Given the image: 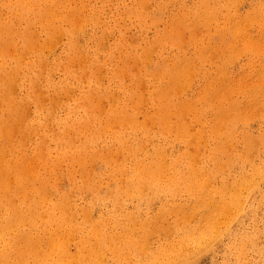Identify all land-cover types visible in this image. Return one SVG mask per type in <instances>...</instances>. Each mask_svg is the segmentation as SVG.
<instances>
[{
  "label": "rangeland",
  "instance_id": "374dc122",
  "mask_svg": "<svg viewBox=\"0 0 264 264\" xmlns=\"http://www.w3.org/2000/svg\"><path fill=\"white\" fill-rule=\"evenodd\" d=\"M22 1H23V3H22ZM41 1H43L42 3H41ZM63 0H0V8H2L3 10H4V8H5V10L3 11V10H1L0 9V12L1 13H3V14H1L0 16V24L2 25V24H4V23H8V22H10L11 23V32H13L14 33V29H15V31L18 29V27H23L24 28V32L25 33H30L31 31H34L35 33H36V30L35 29H38L37 30V33H39V34H37L38 35V37L37 36H33V35H31V34H28L29 36H30V40H31V38H34V39H32L31 41H33V43L35 44V42L37 41V43L36 44H41L42 45V47H43V52H44V55H45V58H46V54H47V52L49 53L48 55H47V58H46V60L48 61V62H46V60H45V62L43 63V66H45V67H43V68H47L48 69V71L50 72V74H51V76H50V80L52 81V82H56V81H59V80H63L64 79V65H65V68H67V67H69V63H71L70 64V67L72 68V69H74V70H77V72H79V70H80V72L79 73H84L83 71H82V69H84V68H86V67H94L95 65H97L96 67H97V70H104L102 73H100V79H102V82H101V80H100V86L101 87H103V88H105V89H110L112 92H113V94H115L114 96H115V98H120L119 100H118V102H119V104L121 105V107L123 108V110H124V112L125 113H127V114H131V116L133 117V119L137 122V123H139L140 125H144V124H146V125H144L143 127L144 128H142V129H138L137 131H136V133H135V136H136V134H137V136H136V138L138 139V140H140L141 141V143H142V147L143 148H141L140 150H139V152H138V155H139V157L140 158H144V156H157L156 155V153H155V151L153 150V149H155L156 147H158L159 148V150L161 151V154L163 155V159H166V161L169 163V161L171 160V159H177V158H180L181 156H182V154H183V152H184V148H186L185 150L189 153V151L192 149V148H190V146L188 145V144H186L187 142H186V134H187V132L189 133V135H193V136H196V139H197V135L199 136H202L201 138H203V140L201 139V138H198L197 140H196V145H197V147H198V145H199V143L197 144V141H199V139H200V146L198 147V149L199 148H201V149H199L197 152H196V154H195V158L197 157V159H198V161H199V165L202 167V169L203 168H206V170L208 169L209 170V176H206V180H205V183H204V185L206 186L204 189H202V196H200L199 197V203H201V202H203V200L205 199V202H206V199L208 200L207 201V203L206 204H208V205H206L205 207H199V206H204L205 204H203V203H201V205L198 203L197 205L196 204H194V199L186 192V191H183V190H181V191H178V193H176V194H173V195H170V194H165L164 193V191H162L160 188H153L152 189V187L148 190V189H144V190H140L139 191V195L138 194H136V193H138V189L137 188H133V190H132V188H130L131 189V192L133 193H130L129 192V190H128V188H127V190H125L124 188L127 186H125L124 184H129V182L128 181H130V179H129V177L127 176V175H122V176H120L121 178L119 179V180H113V179H111L110 177H109V175H107L108 174V167H105V169L103 168V162H101L102 160L101 159H96L97 161H99V162H97V161H94V163H92L91 165L92 166H88L89 168H88V172H92V170L93 169H95V168H93V167H96V172H97V175H98V178L99 179H101L100 181H99V183L101 184V188L102 189H105V188H103V187H108V184L110 183V185H111V187H112V183H113V181H114V183H115V181H117V182H121L122 184V187L124 186V188H121V191H120V195L123 197V196H125V198L123 199L124 200V202H125V207H124V212L121 210L120 212L119 211H117V214L114 216V217H116V218H119V219H125V218H128V216L130 217L131 215H132V213L133 212H135V213H133V217H130V219H131V221H130V223H131V225H136V224H138V226L137 227H139L138 229H137V227L135 226V228H136V230H135V228L134 229H132V232H133V230L134 231H136V232H134V235L133 236H141V233H140V226H139V224L143 221V219L145 220V219H148V216L151 218H153V216H155V215H157V210L159 209V207L161 206V205H167V206H170V205H176L177 207H180V206H182V210L181 209H177V210H175V211H164V212H162V219H161V221H160V224L162 225L161 226V228H166V232H167V230H168V232H170V233H166V232H163V231H160V229H158V230H154L153 231V229H151V230H149L148 228V230H145V231H147V233L145 232V234H146V239H147V241L145 242V244L144 245H146V247H142V249H140L139 247L138 248H136V247H134V248H131V249H128V250H126L127 248L125 247V248H123V247H121V246H118V248L119 247H121V248H119L118 250L119 251H123V253H125V257L126 258H124L123 260L121 259V264H129V263H126V262H128V261H131L130 263L131 264H150L151 262H150V260L153 262V263H151V264H156L157 262L159 263V264H177V263H179V264H264V145H263V143H264V83H263V81H264V78H261V76H264V74H259V72L261 73L262 72V68H263V70H264V38H262V37H264V28L262 29L261 27H262V25H263V27H264V7H263V5H264V0H221V1H219V0H201V2H200V0H170V2H169V0H147V2L148 3H146L145 1L146 0H139L140 2H138V0H79L78 1V3L76 2V0H75V2L73 1V0H64V2H62ZM66 1V2H65ZM85 1H87V3H85ZM94 1V2H93ZM131 1V2H130ZM137 1V2H136ZM151 3H150V2ZM155 1H158V2H155ZM177 1V2H176ZM187 1V2H186ZM238 1V2H237ZM20 2V3H19ZM34 2V3H33ZM58 2H60V3H58ZM71 2V3H70ZM73 2V3H72ZM90 2V3H89ZM106 2V3H105ZM109 2H110V4H109ZM128 2V3H127ZM136 2V3H135ZM145 2V4H142V3H144ZM154 4H153V3ZM169 2V3H168ZM173 2V3H172ZM176 2V3H175ZM180 2L182 3V4H180ZM189 2V3H188ZM209 2H211V3H209ZM261 2V3H260ZM22 3V4H21ZM37 3V6L35 5ZM66 3V4H65ZM70 3V4H69ZM80 3V4H79ZM103 3V4H102ZM139 3V4H138ZM162 3V4H161ZM170 3H172V5L170 4ZM175 3V4H174ZM200 3H201V5H200ZM208 3V4H207ZM220 3H222V5L220 4ZM238 3V4H237ZM50 4H52V6L50 5ZM60 4V6H58ZM82 4H84V5H82ZM97 4V5H96ZM107 4H109V5H111L110 7H107ZM153 4V5H152ZM158 4L159 5H161V6H159L158 7ZM163 4L165 5V6H163ZM167 4V5H166ZM187 4V5H186ZM190 4V5H189ZM191 4H192V6H193V4H194V6L192 7L191 6ZM213 4H215V5H213ZM236 4H237V7H236ZM253 4V5H252ZM261 5L260 7H258L257 8V6H259V5ZM18 6V7H20V5H27L28 7H29V12H26V13H24V15L26 16L25 18H23V20L21 19L22 18V16L21 15H16V12H15V15H16V17H15V15H14V13L12 14V12L9 10V7H12V6ZM57 5V6H56ZM146 5H148V6H146ZM179 5H180V7H179ZM182 5V6H181ZM184 5V6H183ZM198 5H200V6H198ZM257 5V6H256ZM34 6V7H33ZM35 6H36V8H35ZM48 6H50L49 8H48ZM75 6V7H74ZM81 6H82V9H81ZM83 6L84 7H86L85 9L83 8ZM92 7V9H91V7ZM124 6H125V9L126 10H124ZM131 6L132 7H135V8H131ZM140 6H143V8H140ZM146 6V7H145ZM154 6V7H153ZM157 6V7H156ZM191 6V7H190ZM208 8H207V7ZM211 6V7H210ZM253 6V7H252ZM256 6V7H255ZM40 9H43V10H39L38 11V9L39 8ZM45 7V8H44ZM52 7H54V8H56V7H59L57 10H56V12H54V13H52V11H55V10H53L52 9ZM80 7V8H79ZM98 7H100V8H98ZM106 7V8H105ZM129 7V8H128ZM138 7V8H137ZM150 7V8H149ZM185 7V8H184ZM191 8L192 9V11L193 12H191V9H189V8ZM198 7H201V8H203V7H206V8H203L202 10H200L201 8H198ZM214 7V8H213ZM218 7V8H217ZM31 8H33L34 10H31ZM52 9V11L51 10H49V9ZM89 8H90V10H89ZM94 8V9H93ZM132 10H131V9ZM183 8V9H182ZM188 8V9H187ZM196 8V9H195ZM212 8L214 9V10H212ZM234 8L235 9H237V8H239V12L238 11H235L234 12ZM254 8H256L255 10H254ZM48 9V10H47ZM70 9L72 10L73 9V11L72 12H69L70 11ZM77 9V10H76ZM102 10V12H103V14H102V12L100 11V10ZM108 10V12H107V10ZM149 9V10H148ZM181 9L183 10V12H184V14H183V12L181 13V14H179L180 13V11H181ZM197 9H199L198 11H197ZM217 9H218V11H217ZM261 9V10H260ZM32 12H31V11ZM47 10V11H46ZM62 10V11H61ZM77 12L78 10H81L82 11V13L80 14L79 12L80 11H78L77 13H78V15L75 13V11ZM106 10V11H105ZM120 10L122 11V12H120ZM129 10V11H128ZM131 10V11H130ZM139 10V11H138ZM148 10V11H147ZM197 12H196V11ZM208 10H210L211 11V15L209 16L208 14H210V13H207L206 11H208ZM224 10V11H223ZM238 10V9H237ZM43 11V12H42ZM49 11V12H48ZM51 11V12H50ZM64 11V12H63ZM88 11V12H87ZM97 11H98V13H97ZM107 12L106 13V15L104 14L105 12ZM117 11V12H116ZM126 11V12H125ZM150 11V12H149ZM195 11V12H194ZM247 11V12H246ZM253 11H255V12H253ZM257 11V12H256ZM259 11L261 12V14L259 13ZM42 14H41V13ZM44 12H45V15L46 16H44L43 14H44ZM46 12H48L49 14H47ZM58 12V13H57ZM69 12V13H68ZM73 12H74V14L75 15H77V16H75L74 14H73ZM85 12V13H84ZM91 12H93V13H91ZM128 12H130V13H128ZM134 12V13H133ZM146 12V13H145ZM189 12H191L190 13V15H188L189 14ZM201 12H202V14H201ZM217 12V13H216ZM232 12V13H231ZM7 13V14H6ZM56 13V14H55ZM90 13V14H89ZM120 13V14H119ZM198 13H199V15H198ZM212 13H213V15H212ZM216 13V14H215ZM219 13V14H218ZM232 15H231V14ZM242 13V14H241ZM252 13H254V14H252ZM255 13H259V15L258 14H256L255 15ZM10 14V15H9ZM32 14H33V16H32ZM67 14H69V16L67 17ZM74 15L75 16V20H74V23H73V19H74V16L72 17V15ZM83 14H84V17H82L83 16ZM86 14H87V18H88V20L85 18L86 17ZM98 14H99V17L102 15V17H100V19L98 18L97 20H95L97 17H98ZM139 14V15H138ZM142 14V15H141ZM177 14H179L177 17H179V18H176L175 17V15H177ZM191 14L193 15V16H191ZM200 14H201V16H200ZM227 14V15H226ZM234 14V15H233ZM251 16H250V15ZM3 15V16H2ZM8 15V16H7ZM14 15V16H13ZM40 15H42V16H40ZM49 15V16H48ZM52 15V16H51ZM91 15V16H90ZM154 15V16H153ZM205 15H206V17H205ZM215 15V16H214ZM218 15V16H217ZM229 15V16H228ZM238 15V16H237ZM243 15V16H242ZM247 15V17L248 16H250V17H246L245 18V16ZM261 15V16H260ZM17 16H18V18H17ZM53 16L55 17V18H53ZM82 17V20H83V18H84V20H85V23L86 24H83L84 23V21H82V22H80L79 21V25H80V27H79V25L78 24H76L77 23V21L79 20V17ZM94 18H93V17ZM97 16V17H96ZM114 16V17H113ZM150 16V18H148L147 19V17H149ZM173 16V17H172ZM209 16V17H208ZM228 18H227V17ZM233 17V19H232V17ZM236 16V17H235ZM241 16V17H240ZM254 16H256V17H254ZM15 17V18H14ZM34 17V18H33ZM39 17V18H38ZM41 17V18H40ZM44 17H47V18H45L44 19ZM49 17H50V19H49ZM91 17V18H90ZM96 17V18H95ZM119 17V18H118ZM192 17V18H191ZM198 19H197V18ZM200 17H201V19H200ZM207 18L208 17V19L210 20V22H212V23H210V25L211 26H213L212 28H210L211 26L209 25V24H207V23H205V22H208L209 23V20L208 21H206V19H203V18ZM214 17V18H213ZM231 17V18H230ZM253 17V18H252ZM262 17V18H261ZM5 18H7V19H5ZM11 18H12V20H11ZM52 18V19H51ZM57 18H58V21L59 22H57ZM73 18V19H72ZM77 18H78V20H77ZM113 18V19H112ZM140 18V19H139ZM172 18H175V19H173L176 23H178V24H174V21H173V26H171L172 25V21H171V19ZM196 18V19H195ZM216 18V19H215ZM229 18H230V20H229ZM242 18H245V19H243V20H241ZM250 18H252V19H250ZM14 19H17V20H14ZM27 19V20H26ZM34 19V20H33ZM38 19H40L41 20V22L40 21H38ZM42 19H44L45 21H43ZM54 19V20H53ZM68 19H70V22L68 21ZM81 19V18H80ZM104 19V20H103ZM169 19H170V22H169ZM176 19H180V21L181 22H178V21H176ZM188 19V20H187ZM197 22H195L194 20ZM200 19V20H199ZM256 19V20H255ZM2 20H4V21H2ZM13 20H14V22H13ZM61 20V21H60ZM72 20V21H71ZM86 20L87 21H89V22H86ZM99 20V21H98ZM102 20H103V22H102ZM109 20V21H108ZM204 20H205V22H204ZM212 20V21H211ZM215 20V21H214ZM235 20V21H234ZM249 20H251V21H249ZM262 20V21H261ZM12 21V22H11ZM16 21V22H15ZM28 21H29V23H28ZM43 21V22H42ZM55 21V22H54ZM75 21H76V23H75ZM94 21H96V22H94ZM106 21V22H105ZM141 21V22H140ZM148 21V22H147ZM166 21H168L167 23H166ZM189 21H190V23H189ZM191 21L193 22H195V23H192L191 24ZM240 22V27H238V25H236V24H238V22ZM242 21H245L246 23H247V21H249V22H251V24L253 23H255L254 25H253V27H251V26H249V27H246V25L248 26L249 24L247 23V24H245V25H243L245 22H242ZM260 21V22H259ZM19 22V23H18ZM24 23V25H23V23ZM45 22V23H44ZM49 22H51V24L49 23ZM53 22V23H52ZM100 22V23H99ZM185 24H184V23ZM186 22L187 23H189V27L187 26V24H186ZM226 22H228V24H226ZM233 23V25L234 26H236V27H234L233 28V31H232V27H233V25H232V23ZM263 22V23H262ZM29 24V27H28V24ZM34 23V24H33ZM47 23V24H46ZM59 23V24H58ZM70 23H72L71 25H70ZM115 23H117V24H115ZM165 23H166V25L168 26H166L165 25ZM181 24V26H180V24ZM183 23V24H182ZM215 23H217V24H215ZM231 23V24H230ZM235 23V24H234ZM258 23V24H257ZM261 23V24H260ZM16 24V25H15ZM23 26H22V25ZM45 24V25H44ZM56 24H58V25H64V26H58V25H56ZM75 24V25H74ZM81 24H83V25H81ZM193 24H197V26L199 27H197V26H193ZM202 24H203V26H202ZM205 24V25H204ZM206 24H207V26L209 25L210 27H207L206 26ZM229 24H230V26H229ZM30 25L32 26V25H34V26H32V27H30ZM37 25V26H36ZM40 27H39V26ZM72 25H74L73 27H72ZM76 25H78V26H76ZM86 25V26H85ZM102 25V26H101ZM258 25H261V26H258ZM2 26H4V25H2ZM52 26H54L53 28L54 29H51L52 28ZM70 26H71V28H70ZM83 26V27H82ZM98 26V27H97ZM107 26V27H106ZM143 26V27H142ZM166 26V27H165ZM169 26H171L172 27V29H174V30H172V29H169L170 27ZM204 26H206V27H204ZM227 26V27H226ZM244 26L246 27V28H244ZM35 27V28H34ZM36 27H38V28H36ZM45 27V28H44ZM57 27V28H56ZM67 27V28H66ZM78 28V30L76 29V28ZM181 27H183V28H181ZM185 27H187V28H185ZM197 27V28H196ZM202 27V28H201ZM214 27H215V29H217V30H215L214 29ZM219 27H222L221 29L219 28ZM231 27V28H230ZM258 27V28H257ZM17 28V29H16ZM40 28V29H39ZM74 28V31L72 30ZM82 28V29H81ZM99 28V29H98ZM211 29V31H210V29ZM239 28V29H238ZM251 28V29H250ZM32 29V30H31ZM44 29V30H43ZM46 29H47V31H46ZM60 29H62V31L60 32V34H58L59 33V31H60ZM84 29V30H83ZM86 29H87V31H86ZM91 29V30H90ZM121 29V30H120ZM194 29H195V31H194ZM227 29V30H226ZM30 32H29V31ZM76 30L78 31V32H76ZM97 30V31H96ZM103 30V31H102ZM220 30V31H219ZM242 30V31H241ZM245 30V31H244ZM250 31V32H246V31ZM258 30V31H257ZM27 31V32H26ZM39 31V32H38ZM48 31H53V37H49L47 34H45V33H47ZM168 31V32H167ZM170 31V32H169ZM171 31H173L174 32V34H173V32H171ZM218 31V32H217ZM230 31H232V32H230ZM235 31V32H234ZM260 31L262 32L261 34H263V36L261 37V34H260ZM33 32V33H34ZM43 34H42V33ZM106 32V33H105ZM181 32H182V34H181ZM221 32V33H220ZM226 32H228V33H226ZM32 33V32H31ZM32 33V34H33ZM54 33L56 34V35H54ZM65 33V34H64ZM69 33H73V34H76V37L78 38H76L75 37V39H76V41L78 42L79 40H80V42H76V44H78V45H81L82 47H84V48H82L81 46L79 47L78 45H76V49H77V51H76V56H75V58L73 59V61H71V57H72V55H73V53H72V55L70 56V55H68L66 52H67V49H68V42H69ZM79 33V34H78ZM81 33V34H80ZM84 33V34H83ZM100 33V34H99ZM103 33V34H102ZM164 33H165V35H164ZM171 35H170V34ZM222 33H224V34H222ZM232 33V34H231ZM234 33V34H233ZM245 33V34H244ZM253 33H254V36L253 37H251L252 35H253ZM41 34V35H40ZM86 34V35H85ZM94 34V35H93ZM108 35V36H110V37H108V36H106V35ZM109 34H111V35H109ZM159 34V35H158ZM181 34V35H180ZM219 34H221V38H220V35ZM14 36H15V34H13ZM36 35V34H35ZM62 35V36H61ZM81 37H80V36ZM158 35V36H157ZM162 35V36H161ZM165 37H164V36ZM251 35V36H250ZM257 35H258V38L256 39V37H257ZM260 35V36H259ZM57 38H56V37ZM64 36H65V38H64ZM88 38H87V37ZM104 36V37H103ZM107 38H106V37ZM157 36V37H156ZM223 36V37H222ZM37 37V38H36ZM49 37V38H48ZM60 37H61V39H60ZM80 37V38H79ZM99 37H101L100 39H99ZM122 39L120 42H118L119 40H120V38ZM160 37V38H159ZM163 37H164V39H163ZM246 37H248V38H246ZM261 37V38H260ZM16 38V37H15ZM48 38V39H47ZM58 38H59V40H58ZM82 38V39H81ZM115 38V39H114ZM119 38V39H118ZM125 38V39H124ZM212 38V39H211ZM17 39V38H16ZM41 40V42L40 43H38L39 41L38 40ZM50 39V40H49ZM51 39H52V41H51ZM105 40V42H104V40ZM114 39V40H113ZM124 39V40H123ZM156 39V40H155ZM163 39V40H162ZM221 39V40H220ZM251 39V40H250ZM258 39H261V40H258ZM56 40V41H55ZM57 40H58V42L60 43V45H59V43L57 42ZM61 40V41H60ZM125 40L127 41V42H125ZM219 40H220V42H219ZM229 40V41H228ZM257 40V41H256ZM47 41H48V43H49V41H50V44H48L47 43ZM98 41H100V42H98ZM102 41V42H101ZM152 41V42H151ZM154 41H156L155 43H156V45L154 44ZM158 41V42H157ZM251 41V42H250ZM53 42H55V45L53 44ZM104 42V43H103ZM117 42V43H116ZM218 42V43H217ZM52 43V44H51ZM57 43V44H56ZM99 43H103L102 45H101V47L98 45ZM118 43H119V45H118ZM126 43H127V46H126ZM225 43V44H224ZM263 43V44H262ZM35 44V45H36ZM48 46V47H46V45ZM95 44V45H94ZM106 44V45H105ZM155 45V47H152V45ZM210 44H213V45H210ZM218 44H220V46L218 45ZM242 44H243V46H242ZM249 44V45H248ZM260 44V45H259ZM261 44L263 45V46H261ZM11 45V46H10ZM12 45L13 44H7L5 47H4V49L6 50H8V49H12ZM50 45H51V47H50ZM59 45V46H58ZM135 45V46H134ZM210 45V46H209ZM54 46V47H53ZM105 46V47H104ZM129 46V47H128ZM213 46V47H212ZM255 46H256V50H254L255 49ZM45 47H46V49H45ZM50 47V48H49ZM96 47H97V49H96ZM104 47V48H103ZM119 47V48H118ZM132 47V48H131ZM136 47H137V49H136ZM206 47V48H205ZM211 47V48H210ZM221 47V48H220ZM252 47V48H251ZM260 47H262V51L261 50H259L260 49ZM13 48H14V45H13ZM53 48V49H52ZM146 48V49H145ZM150 49V52L149 53H152V54H149L148 53V50ZM151 48H153V50L151 49ZM207 48H208V51H207ZM249 48V49H248ZM48 49V51L47 52H45L46 50ZM50 49H51V51H50ZM82 49H84V50H82ZM100 49H102V50H100ZM205 49H206V51H205ZM246 49H248V50H246ZM87 50V51H86ZM96 50V51H95ZM113 50H115V51H113ZM123 50H124V52H123ZM142 51V54L140 53L141 51ZM151 50H152V52H151ZM246 50V51H245ZM250 50V51H249ZM252 50V51H251ZM259 51V52H256V51ZM10 51H12V50H8V53L11 55V53H13V52H10ZM79 51V52H78ZM85 53H84V52ZM98 51V52H97ZM102 51V52H101ZM107 53H106V52ZM146 51H147V53H146ZM161 51H162V53H161ZM200 51V52H199ZM202 51V52H201ZM228 51V52H227ZM78 52V53H77ZM80 52H82L84 55H82V53H80ZM95 52V53H94ZM96 52H97V54H96ZM115 52V53H114ZM144 52L146 53V55L144 54ZM159 52V53H158ZM205 52V53H204ZM233 52V54L231 55V53ZM240 52V53H239ZM255 52L257 53V54H255ZM156 53V54H155ZM161 53V54H160ZM201 53V54H200ZM204 55H203V54ZM246 53H248V55L246 54ZM251 55H250V54ZM262 56V57H260V55ZM261 53H263V55L261 54ZM67 54V55H66ZM101 54V55H100ZM120 54H123L122 56L120 55ZM160 54V55H159ZM179 54V56H177ZM183 54H185L184 56H186L187 55V57H184V56H181V55H183ZM198 54H200V55H198ZM13 55V54H12ZM78 55H80V57H82V58H80V60H79V56ZM88 55V56H87ZM148 55H150L151 56V58H150V56H148ZM158 55V56H157ZM236 55H238V56H236ZM255 55V56H254ZM257 55H259V57L257 56ZM65 56V57H64ZM69 56H70V58H69ZM86 56V57H85ZM114 56H116V57H114ZM138 56H139V59L138 60H136L137 58H138ZM142 56V59H143V61H142V59L140 58ZM146 56H148L149 58H147ZM168 58H167V57ZM173 56V57H172ZM176 56H177V59H176V64H175V58H176ZM235 56V57H234ZM30 57H35L34 55H30ZM52 57V58H51ZM89 57V58H88ZM92 57V58H91ZM158 57V58H157ZM180 57H181V60H182V58L184 57V59H183V61H181L180 60ZM229 57H230V60H229ZM232 57V58H231ZM260 60V62H259V60L257 59V58ZM64 58V59H63ZM121 58H123V59H121ZM136 58V59H135ZM166 58V59H165ZM170 58H172V59H170ZM252 58V59H251ZM57 59V60H56ZM76 59V61H74ZM84 61H83V60ZM99 59V60H98ZM119 59H121L122 61H120ZM141 59V60H140ZM53 62H52V61ZM79 60V61H78ZM165 60L167 61L168 60V62L166 63L165 62ZM170 60V61H169ZM172 60H173V62H172ZM63 61V62H62ZM86 61V62H85ZM92 61H94V62H92ZM137 61H139V62H137ZM181 61V62H180ZM221 61L223 62L222 64H221ZM249 61L251 62L250 63V65H248L249 64ZM255 61V62H254ZM59 62V63H58ZM67 62V63H66ZM73 62V63H72ZM75 62V63H74ZM79 62V63H78ZM82 62H84L83 63V65L81 64ZM136 62H137V64L138 65H136ZM140 62H143V63H140ZM147 62V63H146ZM171 62V63H170ZM254 62V63H253ZM49 63V64H48ZM86 63V64H85ZM107 63V64H106ZM187 63L190 65L189 67H188V65H187ZM255 63H257V64H255ZM59 66H61L60 68L58 67V65ZM79 64L80 65H82V67L81 66H79ZM85 64V65H84ZM99 64V65H98ZM117 64H120V65H118L117 66ZM123 64V65H122ZM172 64V65H171ZM174 64H175V66H174ZM247 64V65H246ZM49 65V66H48ZM74 65H77V66H75L74 67ZM88 65V66H87ZM104 67H103V66ZM179 65L182 67V68H180L181 69V72L182 73H180V69L179 68H174V67H179ZM185 65H187V69L184 67V69L188 72V71H190V72H185V70L183 69V66H185ZM254 65H256V67L254 66ZM258 65V66H257ZM55 66V67H54ZM100 66V67H99ZM120 66H123L124 68H118V67H120ZM138 66V67H137ZM141 66H142V68H141ZM219 66H221V69H220V67ZM249 66V67H248ZM250 66H252V67H250ZM260 66V67H259ZM262 66V67H261ZM54 67V68H53ZM80 67H81V69H80ZM215 67H216V69H215ZM53 68V69H52ZM58 69V70H56V69ZM62 68V69H61ZM99 68V69H98ZM101 68V69H100ZM104 68V69H103ZM107 68H108V70H107ZM110 68V69H109ZM113 68H115V69H113ZM172 68V69H171ZM188 68H190V69H188ZM218 68V69H217ZM252 68H253V70H252ZM260 68H261V70H260ZM51 69H52V71H51ZM117 69H119V70H117ZM147 69V70H146ZM164 69V70H163ZM175 69H179L178 71L177 70H174ZM56 70V71H55ZM96 70V71H97ZM101 70V71H102ZM159 70V71H158ZM168 70V71H167ZM183 70V71H182ZM219 70V71H218ZM223 72H225V73H223ZM257 70V71H256ZM82 71V72H81ZM100 71V72H101ZM114 71H115V73H114ZM117 71V72H116ZM124 71V72H123ZM148 71H150V72H148ZM170 71H172V72H170ZM174 71V72H173ZM222 72L223 73V75H221L222 77L220 78V74H219V72ZM51 72H53V73H51ZM60 72V73H59ZM98 73H99V71H97ZM105 72V73H104ZM123 72V73H122ZM145 72V73H144ZM147 72V73H146ZM156 72V73H155ZM167 72H168V74H167ZM170 72V73H169ZM176 72V73H175ZM207 74H206V73ZM210 72V73H209ZM217 72V73H216ZM220 72V73H221ZM226 72H227V74H226ZM250 72V73H249ZM255 72V73H254ZM57 73V74H56ZM58 73H59V75H58ZM103 73H104V76H102L103 75ZM117 73V74H116ZM120 73V74H119ZM122 73V74H121ZM124 73H126V75L124 74ZM177 73H180V74H178L177 75ZM189 73H191V74H189ZM197 73V74H196ZM209 73V74H208ZM214 74V76L216 77V75H217V79L214 77V79L217 81V82H214L213 83V81H214V79H213V77L211 78V76ZM263 73H264V71H263ZM55 76H54V75ZM106 74V75H105ZM124 74V75H123ZM132 74V75H131ZM134 74V75H133ZM149 74V75H148ZM165 75L164 77H163V75ZM171 74H172V76H171ZM181 74L183 75V76H181ZM184 74H185V76H184ZM211 74V75H210ZM224 74H225V76H224ZM61 75V76H60ZM110 75V76H109ZM114 75V76H113ZM118 75H120V81H118V79H117V77H118ZM143 77L142 79L144 80H142L140 77L141 76ZM148 75V76H147ZM151 75V76H150ZM173 75H174V77H173ZM176 75H177V77H179V75L181 76V77H179V78H176ZM187 75H189L188 77H187ZM251 75H252V77H251ZM131 76V77H130ZM140 76V77H139ZM159 76V78H157ZM170 77V79H169V77ZM207 76V77H206ZM219 76V77H218ZM254 76V77H253ZM256 76H259V77H257L256 78ZM52 77V78H51ZM56 77V78H55ZM103 77V78H102ZM138 77V78H137ZM151 77V78H150ZM156 77V78H155ZM166 77V78H165ZM186 77V78H185ZM203 77H204V81H203ZM210 77V79H208ZM224 77V78H223ZM249 77H250V79H249ZM137 78V79H136ZM162 78H163V81H162ZM173 78V79H172ZM182 78H183V80H182ZM187 78H188V80H187ZM207 78V79H206ZM227 78V79H226ZM241 78V79H240ZM244 78V79H243ZM256 78V79H255ZM130 79V80H129ZM175 79V80H174ZM186 79V80H185ZM206 79V80H205ZM212 79V80H211ZM241 81H239V80ZM247 79V80H246ZM103 80H105V81H103ZM142 80V81H141ZM152 80H154V81H152ZM161 80V81H160ZM165 80V81H164ZM180 80V83H178L177 81H179ZM182 80V81H181ZM208 80H210L212 83H213V86H212V83L210 82V81H208ZM218 80H220V81H218ZM228 80H233L234 82L232 83L231 81H230V83H229V81ZM263 80V81H262ZM116 81V82H115ZM126 83H125V82ZM134 81H135V83H134ZM137 81H139L141 84H143V85H141L140 83H137ZM152 81V82H151ZM177 83H176V82ZM183 81H186L187 83H185V82H183ZM189 81V82H188ZM208 81V82H207ZM224 81H226V83L224 84V83H222V82H224ZM243 81V82H242ZM131 82H133L134 84H132ZM149 82V83H148ZM181 82H182V84H181ZM204 82V83H203ZM209 82H210V84H211V86H210V84H209ZM219 82V83H218ZM44 83V82H43ZM125 83V84H124ZM165 83V84H164ZM175 83V84H174ZM187 85V87H186V85ZM224 84V85H226L227 83V88L230 90V88H231V91H233V92H231V91H227V92H225V89L226 90H228L227 88H226V86H223V88H221V86H222V84ZM263 83V84H262ZM84 84V85H83ZM106 84V85H105ZM123 84H124V86H123ZM128 84H131V85H128ZM146 86H145V85ZM147 84H149V85H147ZM153 84V85H152ZM155 84V85H154ZM178 84V85H177ZM181 84V86H179ZM205 84H207V88H205L206 87V85L204 86ZM209 84V85H208ZM217 84V85H216ZM261 84V85H260ZM117 85V86H116ZM170 85V86H169ZM219 85V86H218ZM262 85H263V87H262ZM128 86V87H127ZM131 86V87H130ZM139 86H140V89H139ZM141 86H143V87H141ZM156 86V87H155ZM165 86H166V89L168 88V86H169V88H168V92H166V93H168V94H166L167 96L166 97H155V95L154 94H156L155 92H156V90H157V93H158V89L157 88H159L160 89V87H163V88H165ZM171 86H172V88H171ZM177 87V86H179L178 87V89L176 88L175 89V87ZM183 86H185L184 88H185V90H182L181 89V87H183ZM204 86V87H203ZM230 86V87H229ZM233 86V87H232ZM255 86V87H254ZM259 86V91H257V93L258 94H256V91H255V89L254 88H256V90H258V87ZM68 87H69V94L71 93V91L73 90V91H75V93L74 92H72L71 93V95L70 96H68V98H69V101H70V103H72L73 101H74V99H79V96H82V93H84V92H86V90L89 88V83H88V81L87 80H82V81H80V82H76V81H72L71 83H69L68 84ZM71 87L72 88H74V89H71ZM136 87V88H135ZM149 87V88H148ZM150 87H152V88H150ZM174 87V88H173ZM208 87H209V89H208ZM211 87H213V89L215 88V90L216 89H218L217 90V92L214 90L213 91V89L211 88ZM263 89H262V88ZM80 88V89H79ZM123 88V89H122ZM129 88H131V89H129ZM139 90H141V91H139ZM201 88V89H200ZM206 89V90H204V89ZM221 88V89H220ZM225 88V89H224ZM261 88V89H260ZM25 89V87L22 85V86H20L19 88H18V90L20 91H16V93H18V97H20V96H22L24 93H26V92H24V91H26V89ZM41 89V90H40ZM44 89H46V90H44ZM51 88H46L45 86H41L40 88H39V91H38V93H39V95L40 94H42V95H40V99H41V103L44 105V106H47V104L49 105V103H50V101H51V99H52V97H53V95L54 96H56V93L55 92H53L52 90H50ZM146 89V90H145ZM253 89V90H252ZM23 90V91H22ZM43 90V91H42ZM51 92H49V91ZM85 90V91H84ZM114 90H116V91H114ZM152 90V91H151ZM171 90V92H169ZM173 90H179V97L178 98H176L178 95H176V91H173ZM209 90V91H208ZM212 90V91H211ZM224 90V92L225 93H227V94H225L224 92H222ZM148 91V92H147ZM153 91H154V94H152L153 93ZM207 91V92H209V93H206V94H208V96L207 95H205L204 96V94H205V92ZM218 91L220 92V97H216V101H215V96H216V93H217V95H218ZM252 91V92H251ZM45 92V93H44ZM134 92V93H133ZM136 92V93H135ZM140 92H142V93H140ZM175 92V93H174ZM231 92V93H230ZM249 92V93H248ZM23 93V94H22ZM123 93V94H122ZM150 93V94H149ZM170 93V94H169ZM173 93V94H172ZM204 93V94H203ZM229 93H230V95H229ZM234 93V94H233ZM252 93V94H251ZM260 93V94H259ZM47 94V95H46ZM103 94V93H102ZM143 94L144 95V98H143V95L141 96V95ZM175 94V95H174ZM177 94H178V92H177ZM202 94V95H201ZM209 94H211L210 96H209ZM223 94V95H222ZM251 94V95H250ZM256 94V95H255ZM16 95V94H15ZM50 95H51V97H50ZM59 95H62V94H59ZM119 95V96H118ZM130 95V96H129ZM215 95V96H214ZM224 95H226V96H224ZM227 95H229L230 97H231V99H230V97H228ZM250 95V96H249ZM259 95V96H258ZM261 95V96H260ZM102 96V95H101ZM117 96V97H116ZM129 96V97H128ZM150 96V97H149ZM198 96H199V98H198ZM214 96V97H213ZM224 96V98H222ZM140 97H142L143 98V100H141L140 99ZM172 97V99H174V100H172V99H170ZM201 97H203V98H205V99H201ZM226 97V98H225ZM258 97H260V98H258ZM115 98H114V102H115ZM122 98H125V99H122ZM146 98H147V101H146ZM151 98V99H150ZM159 98V99H158ZM163 98H164V100H163ZM169 98V99H168ZM181 98H182V100H181ZM213 98V99H212ZM256 98V99H255ZM257 98H258V100H257ZM263 98V99H262ZM109 99H110V101H109ZM148 99H149V101H148ZM161 99H162V101H163V104H161L162 103V101H161ZM167 99V100H166ZM179 99L182 101H180L179 102ZM188 99V100H187ZM198 99H199V101H198ZM210 99V100H209ZM230 99V100H229ZM105 100H106V102H105ZM111 98L110 97H107L106 96V94L104 93L103 94V96L101 97V101L103 102H101L102 104H103V107H101V112H100V117L101 118H104L105 117V114H106V107L109 105V104H111L112 102H111ZM133 100V102L132 103H130L131 101ZM156 100V102H154ZM171 100H172V102H171ZM186 100V101H185ZM198 102H200V103H198ZM202 100H204V101H202ZM219 100V101H218ZM229 100V101H228ZM234 100H236V101H234ZM109 101V102H108ZM140 101V102H139ZM151 101V102H150ZM153 101V102H152ZM158 101V102H157ZM174 101V102H173ZM187 101H189L190 102V104H192V105H195L196 104V106H194L195 108H197V110L192 106V105H190L189 104V102H187ZM194 101V102H193ZM234 101V102H233ZM47 102V103H46ZM142 102H146L144 105H143V103ZM194 104H193V103ZM238 102V103H237ZM125 103H127V104H125ZM140 103H142V104H140ZM148 103H150V104H148ZM152 103H154V104H152ZM187 104V105H184V104ZM232 103H237V105L236 106H233V110L231 109L232 108V106L231 105H234V104H232ZM256 103V104H255ZM136 104V105H135ZM137 104H139V105H137ZM148 104V105H147ZM157 104H158V106H157ZM161 104V105H160ZM165 104V105H164ZM168 104V105H167ZM169 104H172V107H171V105H169ZM204 104H206V105H204ZM231 104V105H230ZM30 105H32V106H30ZM126 105V106H125ZM140 105H143V106H140ZM160 105V106H159ZM166 105H167V107H169L167 110V114H165L166 113V109H164L163 107L165 106V108H166ZM184 105V106H183ZM188 105H190V106H192V108H190ZM208 105H210V108H209V106ZM249 105H252L251 107L249 106ZM30 106V110H32L31 112H30V110L28 109V107ZM102 106V105H101ZM104 106H105V108H104ZM140 106V107H139ZM163 106V107H162ZM177 106V107H176ZM181 106V108H179ZM182 106H183V108H182ZM221 106V107H220ZM240 106V107H239ZM127 107L129 108V109H127ZM143 107V108H142ZM155 107V108H154ZM161 107V108H160ZM171 107V108H170ZM187 108V110L185 111V110H183L184 108ZM200 109H199V108ZM204 107V108H203ZM205 107H207V109L205 108ZM236 107H238L239 109H240V111H242V112H239V110H237V108ZM108 108V107H107ZM150 108V109H149ZM152 108H154V109H152ZM157 108V110H155ZM159 108H160V111H159ZM172 108H173V112L175 111V113H176V116H174V114L171 112L172 111ZM179 108V109H178ZM185 108V109H186ZM188 108H190V109H188ZM209 108V109H208ZM223 108H224V110H223ZM230 108V109H229ZM249 108L251 109V111L249 110ZM33 109H34V106H33V103L31 104V103H29L28 105H27V111H29V113L27 112L26 114H25V117H26V115L27 114H30V116H31V114H32V112H33ZM163 109H164V111H165V113H164V115H161V114H163ZM171 109V110H170ZM175 109V110H174ZM178 109V110H177ZM180 109H181V111H180ZM192 109H194L193 110V112H192ZM201 109H202V111H201ZM221 109V110H220ZM225 109H226V111H227V113H226V111H225ZM236 109V110H235ZM145 110H146V112H145ZM163 112H162V111ZM191 111V112H188V111ZM198 110H199V112H198ZM205 110V111H204ZM219 110H220V113H221V111L223 110V112H224V115H223V113L222 114H220L222 117H224L225 115V117H224V120H223V118L222 117H220V115H219ZM231 110V111H230ZM103 111V112H102ZM130 111H132V112H130ZM149 111L150 112H152V113H149ZM157 111H159V112H156ZM177 111H180V112H182V113H177ZM184 111H185V113H187V114H184ZM201 111V112H200ZM60 113H64V110H61V111H59ZM130 112V113H129ZM169 112V113H168ZM171 112V113H170ZM237 112V113H236ZM191 113V114H190ZM239 113V114H238ZM148 115V118L146 117L147 115ZM151 114V115H150ZM154 114H157V115H155V116H153ZM178 114H184V115H179L178 116ZM197 114V115H196ZM200 114L201 115H203V117H202V119H201V116H200ZM216 114H217V116H216ZM228 114V115H227ZM160 115L162 116V119L161 120H163V118L165 119V121L164 122H166L167 121V119L166 118H168L169 119V121L167 122V124L168 125H170L169 127H168V125H166V124H162L163 126H161V121H160V119H158V117L160 118ZM165 115H167L166 116V118H165ZM172 115V116H171ZM29 116V117H30ZM153 116V117H152ZM157 116V117H156ZM170 116V117H169ZM174 116V117H173ZM198 116H200L199 118H198ZM214 116H216V117H220V118H218V119H220L221 120V122L220 123H218L217 124V118L215 117L214 118ZM240 116V117H239ZM176 117V118H175ZM180 117H181V121H180V123H179V121H178V118H179V120H180ZM228 117V118H227ZM238 117V118H237ZM189 118V121L188 120H186V119H188ZM192 118V119H191ZM199 119V121H197V120H194V119ZM229 118H232L233 120V122L231 121V119H230V121L231 122H227V121H229ZM237 120H235V119ZM243 118V119H242ZM25 119V120H24ZM150 121H149V120ZM177 119V120H176ZM200 119H201V121H200ZM213 119H215V122H214V124H213ZM242 119V120H241ZM9 120V121H8ZM13 119H11V117L10 116H8L7 118H6V123L8 122L9 124H10V122L12 121ZM23 120H24V122H23ZM175 120V121H174ZM227 120V121H226ZM15 121V123H14V127H13V129L10 127V131H9V136L8 135H5V134H3V135H0V147H2V148H0V149H3V153H4V158L5 159H10V161L11 162H13L14 161V159L15 158H19L20 157V155H21V153H22V157H23V160L25 161V162H23V163H27V164H23L22 165V167L24 168H22V171H24V170H26V172L25 173H28L29 171H30V169L32 170V167H33V170L32 171H34V176L35 175H37V174H40L41 173V170H43L44 172H46L47 170H46V168H43V167H40L41 166V163L39 164L38 162V160L34 157V155H33V152H32V147L34 146V143L37 141V138L39 137V135L37 134V135H35L34 133H30V131H28L27 130V133H25L26 132V129H25V126H26V123H27V117L26 118H22L21 117V124L18 122V120H14ZM121 121H123V120H121ZM120 120L119 121H117V124H115L116 122H114V127H113V124L111 123L110 125H111V128H110V126H108L107 128H106V132H109V133H106V135H105V137H104V139H103V141L100 143V146H99V148L98 149H102V148H104V149H102L101 150V155L103 156V153H104V155L106 156L107 155V153H108V151H110L109 153H108V157L109 158H111V159H114V160H116V158H121L120 156V154L119 153H116L115 152V150H114V148H113V146L115 145V141H112L111 139H110V135L112 134V132H114V131H120V130H126L125 128H127V121H126V123H125V121H123V122H121ZM151 121H153V122H151ZM177 121H178V123H179V125H176V124H178L177 123ZM240 121V122H239ZM18 122V123H17ZM151 122V123H150ZM159 122V123H158ZM182 122V123H181ZM186 124H185V123ZM189 122V123H188ZM190 122H192V123H190ZM210 122H212L211 124H210ZM23 123V124H22ZM123 123V124H122ZM172 125H171V124ZM174 123H176V124H174ZM233 123V124H232ZM15 124H17V125H15ZM158 124H159V126H158ZM183 124V125H182ZM184 124H185V128H186V126H187V128H189V129H187L186 128V134H185V132L183 133V131H185V128H183L182 129V126H184ZM188 124H191V126L190 125H188ZM20 125V126H19ZM116 125V126H115ZM118 125V126H117ZM125 125V126H124ZM181 125V126H180ZM211 125H213V127H212V129L214 128V132H212L213 130H210L211 129ZM18 126H19V128L20 129H22L20 132L18 131ZM21 126H23L22 128H21ZM177 126H178V128H177ZM190 126V127H189ZM17 128V131H16V129H14V128ZM123 127V128H122ZM163 128V131H162V128ZM166 127V128H165ZM168 127V128H167ZM176 127V128H175ZM180 127V128H179ZM210 127V128H209ZM117 128V129H116ZM160 128V129H159ZM114 131H113V130ZM116 129V130H115ZM147 129V130H146ZM164 129H166V130H164ZM169 129V130H168ZM25 130V131H24ZM109 130V131H108ZM145 130V131H144ZM149 130V131H148ZM160 130L162 131V132H160ZM172 130V131H171ZM188 130V131H187ZM203 132H202V131ZM167 131H169V132H167ZM175 131V132H174ZM180 131V132H179ZM25 134H24V133ZM144 132H145V134H148V135H150L149 137H147L148 135H146V136H144ZM197 132V133H196ZM212 132V133H211ZM164 133V134H163ZM168 133V134H167ZM171 133H173L172 135H171ZM175 133V134H174ZM178 133H181V137H180V134H178ZM194 133V134H193ZM204 135H203V134ZM230 133V134H229ZM13 134V135H12ZM28 135V136H25V135ZM30 134V135H29ZM67 134V135H66ZM165 134H167V135H165ZM213 134V135H212ZM23 135V136H22ZM33 135V136H32ZM179 135V137L177 138V136ZM188 135V134H187ZM206 135V136H205ZM211 135H212V137H211ZM9 138H8V137ZM31 136H32V139H30L31 138ZM38 136V137H37ZM64 138H68V133L66 132V133H64ZM171 136V137H170ZM175 136H176V138H175ZM210 136V138H208V137ZM216 136V137H215ZM231 136H234L233 138L230 137ZM260 136H262V138L260 137ZM109 137V139H107ZM152 139H151V138ZM205 137H207V138H205ZM213 137H214V139H213ZM243 137H245V138H248V139H244ZM22 138V139H21ZM149 139L150 138V140H152L151 142L150 141H148L147 143L144 141L145 139ZM11 139V140H10ZM143 141H142V140ZM204 139H205V141H204ZM24 142H23V141ZM25 140H28L27 142H25ZM30 140V141H29ZM32 140V141H31ZM36 140V141H35ZM168 140H170V141H168ZM217 140H219V141H217ZM243 140H245V141H247V140H249V141H247V142H249V148H248V144H245L244 142H243ZM10 141V142H9ZM110 141V142H109ZM147 141V140H146ZM251 141V142H250ZM13 143L12 145L11 144H9V143ZM23 142V144H21ZM107 144H106V143ZM143 142H145L146 143V145L143 143ZM164 142V143H163ZM170 142V143H169ZM215 142V143H214ZM216 142H219V143H217L216 144ZM246 142V143H247ZM25 143V144H24ZM32 143V144H31ZM112 143H114V145L112 144ZM150 143H152V145L150 144ZM159 143V144H158ZM161 143V144H160ZM169 143V144H168ZM204 143H206L205 145H204ZM254 143V144H253ZM262 143V144H261ZM5 144V145H4ZM9 144V145H8ZM17 144H19V146H16ZM27 144V146H23V145H26ZM28 144H29V147H28ZM144 144V145H143ZM168 146H167V145ZM171 144V145H170ZM220 144V145H219ZM261 144V145H260ZM111 145H112V147H111ZM159 145H161L160 147H159ZM170 145V146H169ZM216 145H218V147H222L223 149H224V153H220L219 151H216V149L218 148ZM251 145H253V147L255 148V150H254V148H253V150H252V146ZM257 146V149H256V146ZM23 146V147H22ZM32 146V147H31ZM162 146H163V148H162ZM166 146V147H165ZM11 147V148H10ZM110 147H111V149H110ZM145 147V148H144ZM12 148H14V149H12ZM107 148V149H106ZM248 148V149H247ZM6 149H7V151H6ZM11 149V150H10ZM27 151H26V150ZM29 149V150H28ZM107 150V151H104V150ZM143 149V150H142ZM165 149H166V152H165ZM5 150V151H4ZM25 150V151H24ZM111 150L113 151L114 150V152L113 153H111ZM142 150V151H141ZM242 150H243V152H242ZM168 151V152H167ZM11 152V154H9ZM18 152V153H17ZM19 152H21V153H19ZM24 152L26 153V155H24ZM29 152V153H28ZM144 152V153H143ZM239 152H242V153H239ZM7 155H6V154ZM28 153V154H27ZM110 153H111V155L112 156H110ZM143 153V154H142ZM149 153H150V155H149ZM152 153V154H151ZM166 153V154H165ZM249 153V155H251L250 157H249V155H247ZM262 153V154H261ZM16 154V155H15ZM20 154V155H19ZM114 154V155H113ZM115 154H116V156H115ZM238 154H239V156H238ZM242 154H246V155H242ZM119 155V156H118ZM142 155V156H141ZM11 156V157H10ZM166 156H167V158H166ZM208 156H212L211 158V160H210V164L208 165V164H206V161H205V159H206V157H208ZM248 157V159L246 158V157ZM9 157V158H8ZM25 157V158H24ZM28 157H29V159H28ZM14 158V159H13ZM31 158H34L33 160H35L36 162H34V163H36V165H35V167L34 166H32V165H30V164H33V163H31L30 161H32V159ZM170 158V159H169ZM238 158V159H237ZM245 158V159H244ZM22 160V161H23ZM118 160V159H117ZM187 160L188 159H186V158H184V162H187ZM249 160V161H248ZM28 161V162H27ZM244 161V162H243ZM64 162V163H63ZM62 163L61 162H59V163H61V164H59V163H57L56 165L58 166V164H59V166H58V168H56V174H57V180H56V185L58 186V187H60V188H65V187H68L69 188V183H68V180L66 179L65 180V178L67 177L68 178V176L66 175L67 174V172H68V170L71 168V170H73L74 172H73V178H74V180H75V182L77 183V184H80V183H82V172L80 171V167H79V165H80V163H77L76 164V166L74 167L73 165L70 167V165H68L67 163H65V161H63ZM166 162V168L165 167H163L164 169H165V171H167V172H165L164 170H162V171H164L165 173H167V175L164 173V172H162V177H161V182L163 183V184H165V183H167V182H169L168 180H166V179H168V176L169 175H171L173 172H171L174 168H180L182 165H181V163L179 162V161H176L175 163H174V167L171 169V168H169V165H168V163ZM237 162V163H236ZM99 163V164H98ZM236 163V164H235ZM68 166H67V165ZM97 164V165H96ZM102 165V167H100L101 165ZM37 165H39L38 167H37ZM55 165V166H56ZM62 167H61V166ZM66 165V166H65ZM75 165V164H74ZM96 165V166H95ZM29 166V167H28ZM98 166V167H97ZM207 166V167H206ZM242 166V167H241ZM25 167H27V168H25ZM37 167V168H36ZM61 167V168H60ZM64 167H65V169H66V171H65V169H64ZM62 170L63 169V171H61L60 169ZM101 168V169H100ZM244 168V169H243ZM39 169H41V170H39ZM45 169V170H44ZM58 169V170H57ZM92 169V170H91ZM99 169V170H98ZM169 169V170H168ZM170 169H171V171H170ZM78 170V171H77ZM31 171V172H32ZM40 171V172H39ZM43 171H42V175H43ZM59 172V174H58V172ZM77 171V172H76ZM80 171V172H79ZM61 172H63V173H61ZM65 172V173H64ZM102 172V173H101ZM107 172V173H106ZM171 172V173H170ZM213 172V173H212ZM37 173V174H36ZM106 174V175H104V174ZM216 173H218V174H216ZM244 173V174H243ZM9 174V173H8ZM11 174H13V172H10V174L9 175H7V176H9L8 178H9V180H10V183H11V190H10V192H9V195L11 196L10 198H12V196H13V200L14 201H16L17 200V190H16V188H12L13 186H14V183H13V179H14V175H11ZM66 176H65V175ZM164 174V175H163ZM169 174V175H168ZM211 174V175H210ZM58 175H59V177H58ZM60 175H61V177H60ZM75 175V176H74ZM77 175V176H76ZM166 175V176H165ZM205 175V174H204ZM214 175V176H213ZM245 175H247L246 177H244ZM11 176V177H10ZM32 175H30L29 177H28V184L29 183H31L32 185H33V183H35V181L37 180V179H32V177H31ZM65 176V177H64ZM80 176V178H78ZM102 176V177H101ZM163 176H165V177H167V178H164ZM64 177V178H63ZM104 177H106V179L104 178ZM124 177V178H123ZM170 177V176H169ZM209 177V178H208ZM237 177V178H236ZM241 177V178H240ZM253 177V178H252ZM32 179V180H30V179ZM51 178H53V177H51ZM51 178L49 179V182H48V184H49V186L51 185V188L53 187V179L51 180ZM62 178H63V180H65V181H61L62 180ZM108 178V179H107ZM219 178V179H218ZM236 178V179H235ZM238 178H239V182H240V187L237 185V183H238ZM247 180H246V179ZM60 179V180H59ZM98 179V180H99ZM104 179V180H103ZM110 179V180H109ZM123 181H122V180ZM129 179V180H128ZM167 181V182H165V180ZM244 179H245V181H244ZM30 180V181H29ZM52 181V183H51V181ZM71 180H73V179H71ZM78 180V181H77ZM81 180V181H80ZM109 180V181H108ZM125 180V181H124ZM127 180V181H126ZM234 180H235V182H234ZM251 180H253V182L254 183H252L251 182ZM34 181V182H33ZM67 181V182H66ZM106 181H108L107 183H106ZM248 181H250V182H248ZM58 182H59V184H58ZM66 182V183H65ZM104 182H105V184H104ZM127 182V183H126ZM186 182V181H185ZM243 182H245V184L247 185V187H245L246 185L243 183ZM63 185V186H61V184ZM229 183V184H228ZM241 183H243V184H241ZM252 183V184H251ZM225 186H224V185ZM251 184V185H250ZM35 186L36 185H38V181H36V184H34ZM67 185V186H66ZM104 185V186H103ZM222 185H223V187H222ZM228 185V186H227ZM245 185V186H244ZM248 185H250L251 186V188H250V186H248ZM253 185V186H252ZM238 186V187H237ZM15 187V186H14ZM110 187V186H109ZM108 187V188H109ZM242 187V188H241ZM125 191H124V190ZM13 190H15V191H13ZM137 190V191H136ZM148 190V191H147ZM221 190H225V191H232L233 193H235V194H237L238 196V198H240V200H239V202H241V203H239L238 202V205L236 204V206H234L233 204H231L229 207H227L226 209H223V210H218L216 207V204H219V203H216V202H218L219 201V197H218V194H220V193H216V192H218V191H221ZM12 191V192H11ZM135 191V192H134ZM149 191H151V192H149ZM154 191H155V193H154ZM206 193H205V192ZM14 192V193H13ZM121 192H124V194H122ZM128 192V193H127ZM143 194H141V193ZM145 192L148 194V196H147V194H145ZM208 192V193H207ZM11 193V194H10ZM19 193V192H18ZM157 193V194H156ZM184 193H185V195H184ZM205 193V194H204ZM209 193H214L213 194V196H211V195H208ZM263 193V194H262ZM13 194H15V195H13ZM110 194V193H109ZM127 194H130V195H127ZM141 194V195H140ZM153 194H155L154 196H152ZM159 194V195H158ZM207 194V195H206ZM90 194H86L84 197L87 199H85L84 197H82V196H75V198H77V202H81V203H84L85 202V200L86 201H89L91 198H92V195L91 196H89ZM126 195H127V197H126ZM132 195V196H131ZM134 195H135V197H134ZM140 196V198L138 197V196ZM188 195V196H187ZM216 195H217V198H216ZM15 196V197H14ZM87 196V197H86ZM108 196H112L111 194L110 195H108ZM120 196V197H121ZM145 196V197H144ZM149 197V199L147 198V197ZM176 196V197H175ZM209 196H210V198H209ZM142 197V198H141ZM144 197V198H143ZM173 197V198H172ZM203 197V198H202ZM242 197V198H241ZM83 198V199H82ZM148 199V200H150L149 202V204L148 205H146L145 203H144V199ZM141 199V200H140ZM213 199V200H212ZM218 199V200H217ZM241 199L243 200V202L241 201ZM190 200V201H189ZM202 200V201H201ZM180 201V202H179ZM135 202H136V204H135ZM173 202V203H172ZM176 202H178V204L176 203ZM208 202H210V204L208 203ZM108 203H109V200L107 199V201H106V204L104 205V208L102 209V214L104 215V216H107L108 214H109V211H108V208L109 207H106L107 205H108ZM128 203V204H127ZM184 203H186L185 205H183ZM190 203V204H189ZM193 205H192V204ZM216 203V204H215ZM145 204V205H144ZM134 205V206H133ZM138 205H140V208L139 209H135L136 208V206H138ZM180 205V206H179ZM192 206H194V207H192ZM188 207V208H187ZM195 207H197L196 208V210H195V213H193L194 211V208ZM210 207H212V208H210ZM215 207V208H214ZM129 208V209H128ZM186 208V209H185ZM199 208V212H197V209ZM210 208V209H209ZM146 209V210H145ZM191 209H193V210H191ZM202 209V210H201ZM213 210V215H212V220L207 224V226H206V223L209 221V215H207V213H209L210 211H212ZM135 210V211H134ZM184 210V211H183ZM208 210H210L209 212H208ZM159 211V210H158ZM182 211V212H181ZM185 211H187V213L188 214H185ZM192 211V212H191ZM131 212V213H130ZM141 212V213H140ZM167 212H168V214H167ZM175 212H177V214L175 215ZM179 212V213H178ZM181 212V213H180ZM183 212H184V214L186 215V216H190V214L189 213H192L191 215H192V217L190 216V218L188 219V220H186V216H183L184 214H183ZM207 212V213H206ZM120 213V214H119ZM125 213V214H124ZM130 215H129V214ZM165 213V214H164ZM173 213V214H172ZM197 213V214H196ZM127 214V215H126ZM139 214V215H138ZM163 214H164V216H163ZM134 215H135V217H134ZM144 215H147L146 217H144ZM165 215H166V217H165ZM171 215V216H170ZM173 215H175L174 217H173ZM136 216L138 217V221H137V223H134V221L132 222V220L134 219V218H136ZM143 216V217H142ZM170 216V217H169ZM178 216V217H177ZM181 216H183L184 218H182L181 219ZM122 217V218H121ZM177 217V218H176ZM143 218V219H142ZM160 218V217H159ZM158 218V219H159ZM168 219V218H170V224L171 225H167V226H165L166 224H164V223H167V224H169V222H168V220H167V222H165V220L166 219ZM188 218V217H187ZM142 219V220H141ZM177 219H181V220H183V221H181V223H183V224H180V223H176V221H177ZM135 220V219H134ZM137 220V219H136ZM164 220V221H163ZM139 221H141L140 223H138ZM163 221V222H162ZM189 221V222H188ZM205 223V225H204V223L203 224H200V223ZM27 225H24V227H27L28 226V223H26ZM112 223L111 222H109V223H107V233L109 232V230H111V232H115V228H113L114 226H113V224L111 225ZM47 224H43L42 226L43 227H40V228H43V229H39V232H40V235L42 236L39 240L38 239H34L33 241H30V243L29 242H27V243H25V244H27L28 245V243L31 245H28L29 246V254L27 253V252H24L23 253V255H20L19 254V252H14L13 254H12V256H11V258H16L14 255H17V256H19V257H17L16 259H15V261L13 260V262H15V263H17V262H19L18 260H19V258H20V262L19 263H17V264H53V260H52V257H54V256H56V252H57V250L54 248V247H52V248H54V249H52L51 247H49V244H48V237H49V233L52 231V230H54V229H59V227L58 226H55V224H52L51 226H49V225H47ZM108 225H110V226H108ZM141 225V224H140ZM181 225H182V227H181ZM185 225V226H184ZM187 225V226H186ZM201 227H203V225H204V227H203V229H204V234H205V236L203 235L201 238H202V243H200L202 246H200V248L201 247H203V248H197V247H199L198 245H193V244H190L189 246L187 245V251H186V249H185V251H183V252H181L180 254H181V256L179 255V254H177L176 252H174V256H167V255H165L166 256V259H165V257H164V255H163V253L162 252H160L161 250H160V248L162 247V245H161V241H164L163 243H169L170 241V238L171 237H173V235H178V234H182L183 232L184 233H190V234H192V235H194V233L196 232V234L198 233V231L202 228H200L199 226ZM46 226V227H45ZM133 226V227H134ZM170 226V227H169ZM174 228H173V227ZM184 226V227H183ZM195 226H197V228L195 227ZM51 227V229H49ZM56 227V228H55ZM111 228V229H110ZM168 228V229H167ZM176 228L180 231H178V230H176ZM24 231H28L29 229H27V228H24L23 229ZM139 230V231H138ZM170 230V231H169ZM175 230V231H174ZM183 230V231H182ZM151 231V232H150ZM174 231V233H172V232ZM186 231V232H185ZM195 231V232H194ZM14 232H16V230L15 231H12L11 232V236H13L14 234ZM43 234H42V233ZM139 232V233H138ZM151 233V234H149V233ZM154 232H155V234H154ZM193 232V233H192ZM45 233V234H44ZM47 233V234H46ZM110 233V232H109ZM108 233V234H109ZM142 233H143V230H142ZM160 233V234H159ZM164 233H166V234H163ZM172 233V234H171ZM126 234V233H125ZM127 234H128V231H127ZM136 234V235H135ZM195 234V235H196ZM45 235V236H44ZM153 235H154V237H153ZM155 235H156V237H155ZM163 235V236H162ZM191 235V236H192ZM152 238H151V237ZM160 236V237H159ZM168 238H167V237ZM45 237V238H44ZM148 237H150L151 239H153V242H151L149 239H148ZM163 237H165V238H163ZM157 238V239H156ZM159 238V239H158ZM205 238V239H204ZM46 239H47V241H46ZM163 239V240H162ZM154 240H156V241H154ZM206 241V242H209V245H206L207 243L206 242H203V241ZM37 241V242H36ZM151 243H150V242ZM188 241V240H187ZM186 241V242H187ZM13 242H15L14 243V245H15V247H16V245H19V244H21L20 243V241H19V243H18V241H13ZM35 242V243H34ZM147 242H149L148 243V245H147ZM243 242V243H242ZM153 243V244H152ZM203 243H205V245L206 246H204V244ZM36 244H38V245H36V247H35V245ZM151 244V245H150ZM199 244V245H200ZM13 245V246H14ZM72 245L73 244H71V246H69V248H70V250L72 251H74L75 250V247H74V245H73V248H72ZM44 246V247H43ZM148 246V247H147ZM150 246V247H149ZM161 246V247H160ZM33 247V248H32ZM154 247V248H153ZM159 247V248H158ZM32 248V249H31ZM43 248V249H42ZM46 248H47V250H46ZM50 248V249H49ZM84 249V251H87V249L89 248V246H84L83 247ZM113 248V247H112ZM143 248L146 250V248H147V250H146V252H145V250L143 251ZM195 248V249H194ZM197 248V249H196ZM33 249H34V251H33ZM111 249V248H110ZM110 249H106V250H104V252H102V254L103 253H105L106 255H105V257H103L104 259H106V260H102L101 261V264H118L117 263V261H116V257H115V255H114V253H115V250H116V253L118 252L117 251V245H116V247H115V249L113 248V251L112 250H110ZM124 249V250H123ZM141 250V251H143V252H139V250ZM156 249V250H155ZM160 251H159V250ZM200 249V250H199ZM31 250V251H30ZM44 250V251H43ZM51 250H52V252L55 250V252H53L52 254H51ZM136 250V251H135ZM38 251H39V253H38ZM110 251V252H109ZM133 251V252H132ZM151 251V252H150ZM32 252V253H31ZM126 252H129L128 254L130 255H128ZM138 252H139V254H138ZM155 252V253H154ZM158 252L160 253V254H158ZM49 253V254H48ZM108 253H110V255H107ZM113 253V254H112ZM140 253H143L142 255L140 254ZM146 253V254H145ZM148 253V254H147ZM150 253V254H149ZM156 253L158 254V255H160V257L159 256H153V255H156ZM32 254V256L30 257V255ZM40 254V255H39ZM43 254V255H42ZM132 254V255H131ZM141 257H138V255ZM162 254V255H161ZM24 255H25V257H24ZM126 255H128V258H127V256ZM133 255H135L134 257H133ZM145 255V256H144ZM152 255V256H151ZM184 255V256H183ZM21 256V257H20ZM25 258V259H21V258H23V257ZM28 256V257H27ZM35 256V257H34ZM44 256H47V257H44ZM102 256H104V254L102 255ZM145 258H144V257ZM150 256V257H149ZM30 257V258H29ZM32 257H33V259L35 258L36 260H33L32 259ZM38 257H40V258H38ZM114 257V258H113ZM132 257V258H131ZM143 257V258H142ZM148 257V258H147ZM152 257L154 258V257H158V258H160L161 260H162V263H161V260L159 261V259H158V261H157V259H155V260H153L152 259ZM168 257V258H167ZM29 258V259H28ZM51 258V259H50ZM109 258V259H108ZM151 258V259H150ZM165 259V261L163 260V259ZM178 258H180V260H178ZM184 258V260H182ZM39 259V260H38ZM48 259V260H47ZM50 259V260H49ZM127 261H126V260ZM130 259V260H129ZM141 259V260H140ZM145 259V260H144ZM147 259V260H146ZM1 261L0 262H5V260L6 259H4L3 260V258L2 259H0ZM22 260V261H21ZM24 260H27L26 262H24ZM34 262H33V261ZM38 260V261H37ZM45 260H47V261H45ZM110 260V261H109ZM111 260H112V262H111ZM132 260H134L133 261V263H132ZM143 260H144V262H143ZM168 260V261H167ZM181 260L183 261L182 263H180L181 262ZM41 261V262H40ZM45 261V262H44ZM123 261H126L125 263L123 262ZM178 261H180V262H178ZM23 262V263H22ZM36 262V263H35ZM103 262V263H102ZM108 262H110V263H108ZM123 262V263H122ZM157 263V264H158Z\"/></svg>",
  "mask_w": 264,
  "mask_h": 264
},
{
  "label": "bare ground",
  "instance_id": "6f19581e",
  "mask_svg": "<svg viewBox=\"0 0 264 264\" xmlns=\"http://www.w3.org/2000/svg\"><path fill=\"white\" fill-rule=\"evenodd\" d=\"M74 2H75V0H73ZM78 1L79 0H76V2L78 3ZM89 1V0H88ZM102 1V0H101ZM108 1V0H107ZM110 1V0H109ZM174 1V0H173ZM182 1V0H181ZM204 1V0H203ZM212 1V0H211ZM219 1H221V0H219ZM43 1H41V3H42ZM62 2H64V0L62 1ZM66 2V1H65ZM94 2V1H93ZM131 2V1H130ZM137 2V1H136ZM135 2V3H136ZM138 2H140L139 0H138ZM146 3H148L147 2V0L145 1ZM145 2L144 3H142V4H145ZM150 2V1H149ZM155 2H158V1H155ZM169 2H170V0H169ZM168 2V3H169ZM177 2V1H176ZM175 2V3H176ZM187 2V1H186ZM200 2H201V0H200ZM205 2V1H204ZM238 2V1H237ZM20 3V2H19ZM22 3H23V1H22ZM21 3V4H22ZM34 3V2H33ZM58 3H60V2H58ZM71 3V2H70ZM69 3V4H70ZM73 3V2H72ZM85 3H87V1H85ZM90 3V2H89ZM106 3V2H105ZM128 3V2H127ZM151 3V2H150ZM153 3V2H152ZM173 3V2H172ZM172 3H170L171 5H172ZM174 3V4H175ZM183 3V2H182ZM181 2H180V4H182ZM189 3V2H188ZM209 3H211V2H209ZM261 3V2H260ZM61 4V3H60ZM60 4L58 5V6H60ZM66 4V3H65ZM80 4V3H79ZM103 4V3H102ZM109 4H110V2H109ZM109 4H107V7H110L111 5H109ZM139 4V3H138ZM154 4V3H153ZM152 4V5H153ZM162 4V3H161ZM208 4V3H207ZM221 5H222V3H220ZM238 4V3H237ZM237 4H236V7H237ZM36 6H37V3L35 4ZM51 6H52V4H50ZM82 5H84V4H82ZM97 5V4H96ZM167 5V4H166ZM187 5V4H186ZM190 5V4H189ZM200 5H201V3H200ZM200 5H198V6H200ZM213 5H215V4H213ZM253 5V4H252ZM259 5V4H258ZM262 5V4H261ZM261 5H259V6H257V8L258 7H260ZM36 6H35V8H36ZM57 6V5H56ZM146 6H148V5H146ZM145 6V7H146ZM159 6H161V5H159L158 4V7ZM163 6H165L164 4H163ZM182 6V5H181ZM184 6V5H183ZM191 6H192V4H191ZM190 6V7H191ZM193 6H194V4H193ZM192 6V7H193ZM255 6V7H256ZM30 7V6H29ZM29 7L27 6V5H20V7H18V6H12V7H9V10L12 12V14L14 13V15H15V12H16V15L18 14V15H21L22 16V20H23V18H25L26 16L24 15V13H26V12H29ZM34 7V6H33ZM50 6H48V8H49ZM75 7V6H74ZM91 7V6H90ZM112 7V6H111ZM154 7V6H153ZM157 7V6H156ZM179 7H180V5H179ZM195 7V6H194ZM207 7V6H206ZM206 7H203V8H206ZM211 7V6H210ZM253 7V6H252ZM262 7V6H261ZM263 7H264V5H263ZM39 8V7H38ZM45 8V7H44ZM54 7H52V9H53ZM57 9L59 8V7H56ZM56 8H54L53 10H55ZM80 8V7H79ZM83 8L85 9L86 7H84L83 6ZM98 8H100V7H98ZM106 8V7H105ZM129 8V7H128ZM131 8L133 9V8H135V7H132L131 6ZM130 8V9H131ZM138 8V7H137ZM140 8H143V6H140ZM150 8V7H149ZM185 8V7H184ZM189 8V7H188ZM187 8V9H188ZM198 8H201V7H198ZM203 8H201L200 10H202ZM208 8V7H207ZM214 8V7H213ZM212 8V10H214ZM218 8V7H217ZM1 10H3L2 8H0ZM52 9L50 8L49 10H51L52 11ZM56 9V10H57ZM81 9H82V6H81ZM91 9H92V7H91ZM94 9V8H93ZM131 9V10H132ZM183 9V8H182ZM181 9V11H180V13L179 14H181L182 12H183V10ZM186 9V10H187ZM189 9H191V8H189ZM196 9V8H195ZM238 9V10H237ZM237 9H235L234 8V12L235 11H240L239 10V8H237ZM256 8H254V10H255ZM4 10H5V8H4ZM3 10V11H4ZM31 10H34L33 8H31ZM30 10V11H31ZM39 10H43V9H38V11ZM48 10V9H47ZM46 10V11H47ZM56 10L55 11H52V13H54V12H56ZM77 10V9H76ZM89 10H90V8H89ZM100 10V9H99ZM107 10V9H106ZM105 10V11H106ZM124 10H126L125 9V6H124ZM130 10V11H131ZM149 10V9H148ZM147 10V11H148ZM185 10V11H186ZM199 9H197V11H198ZM257 10V9H256ZM261 10V9H260ZM264 10V9H263ZM50 11V12H51ZM62 11V10H61ZM73 11V9L71 10L70 9V11L69 12H72ZM75 11V10H74ZM78 11H80L79 13L81 14L82 13V11L81 10H78ZM77 11V12H78ZM101 12H102V10H100ZM104 11V12H105ZM129 11V10H128ZM139 11V10H138ZM184 11V12H185ZM196 11V10H195ZM194 11V12H195ZM196 11V12H197ZM217 11H218V9H217ZM224 11V10H223ZM258 11V10H257ZM256 11V12H257ZM32 12V11H31ZM43 12V11H42ZM49 12V11H48ZM48 12H46L47 14H49ZM64 12V11H63ZM68 12V13H69ZM76 11H75V13L78 15V13H77ZM88 12V11H87ZM107 12H108V10H107ZM107 12H105L104 14L106 15V13ZM117 12V11H116ZM120 12H122L121 10H120ZM126 12V11H125ZM150 12V11H149ZM184 12H183V14H184ZM191 12H193L192 11V9H191ZM191 12H189V14L188 15H190V13ZM207 13H210V14H208L209 16L211 15V11L210 10H208V11H206ZM247 12V11H246ZM253 12H255V11H253ZM262 12V11H261ZM261 12L259 11V13L261 14ZM1 13V12H0ZM41 13V12H40ZM58 13V12H57ZM85 13V12H84ZM91 13H93V12H91ZM97 13H98V11H97ZM128 13H130V12H128ZM134 13V12H133ZM146 13V12H145ZM217 13V12H216ZM215 13V14H216ZM232 13V12H231ZM230 13V14H231ZM259 13H255V15L256 14H258L259 15ZM1 14H3V13H1ZM0 14V15H1ZM7 14V13H6ZM27 14V13H26ZM42 14V13H41ZM56 14V13H55ZM73 14H74V12H73ZM90 14V13H89ZM102 14H103V12H102ZM120 14V13H119ZM179 14H177V15H175V17L176 18H179V17H177ZM201 14H202V12H201ZM201 14H200V16H201ZM219 14V13H218ZM242 14V13H241ZM252 14H254V13H252ZM10 15V14H9ZM13 15V16H14ZM16 15H15V17H16ZM44 16H46L45 15V12H44V14H43ZM72 15V14H71ZM75 15V14H74ZM74 15H72V17L74 16ZM77 15H75V16H77ZM139 15V14H138ZM142 15V14H141ZM198 15H199V13H198ZM212 15H213V13H212ZM227 15V14H226ZM232 15V14H231ZM234 15V14H233ZM250 15V14H249ZM3 16V15H2ZM8 16V15H7ZM32 16H33V14H32ZM40 16H42V15H40ZM49 16V15H48ZM52 16V15H51ZM69 16V14H67V17ZM75 16H74V19H73V23H74V20H75ZM91 16V15H90ZM154 16V15H153ZM191 16H193L192 14H191ZM208 16V17H209ZM215 16V15H214ZM218 16V15H217ZM229 16V15H228ZM238 16V15H237ZM243 16V15H242ZM251 16V15H250ZM250 16H248V17H250ZM261 16V15H260ZM1 17V16H0ZM14 17V18H15ZM43 17V16H42ZM78 17V16H77ZM82 17H84V14H83V16ZM82 17L80 16L79 17V20H78V18H77V23H76V21H75V23L76 24H78L79 23V21L80 22H82V21H84V23L83 24H86L85 23V20H84V18H83V20H82ZM93 17V16H92ZM97 17V16H96ZM95 17V18H96ZM100 17H102V15L100 16ZM100 17H99V14H98V17L95 19V20H97L98 18L100 19ZM114 17V16H113ZM173 17V16H172ZM205 17H206V15H205ZM203 18V19H206V21H208L209 19H208V17L207 18ZM227 17V16H226ZM232 17V16H231ZM230 17V18H231ZM236 17V16H235ZM241 17V16H240ZM247 17V15L245 16V18ZM247 17V18H248ZM254 17H256V16H254ZM17 18H18V16H17ZM34 18V17H33ZM39 18V17H38ZM41 18V17H40ZM45 18H47V17H44V19ZM53 18H55L54 16H53ZM81 18V19H80ZM87 20H88V18H87V14H86V17H85ZM91 18V17H90ZM94 18V17H93ZM119 18V17H118ZM148 18H150V16L149 17H147V19ZM192 18V17H191ZM197 18V17H196ZM195 18V19H196ZM214 18V17H213ZM228 18V17H227ZM230 18H229V20H230ZM245 18H242L241 20H243V19H245ZM246 18V19H247ZM253 18V17H252ZM252 18H250V19H252ZM262 18V17H261ZM5 19H7V18H5ZM19 19V18H18ZM44 19H42L43 21H45ZM49 19H50V17H49ZM52 19V18H51ZM113 19V18H112ZM140 19V18H139ZM173 19H175V18H172L171 19V23H172V25L171 26H173ZM198 19V18H197ZM200 19H201V17H200ZM199 19V20H200ZM208 19V20H207ZM216 19V18H215ZM232 19H233V17H232ZM11 20H12V18H11ZM14 20H17V19H14ZM14 20H13V22H14ZM27 20V19H26ZM34 20V19H33ZM54 20V19H53ZM82 20V21H81ZM86 20V22H89V21H87ZM104 20V19H103ZM103 20H102V22H103ZM188 20V19H187ZM194 20V19H193ZM256 20V19H255ZM2 21H4V20H2ZM24 21V20H23ZM38 21H40L41 22V20L40 19H38ZM42 21V22H43ZM61 21V20H60ZM68 21L70 22V19H68ZM72 21V20H71ZM99 21V20H98ZM109 21V20H108ZM176 21H178V22H181L180 21V19L178 20V19H176ZM195 21V20H194ZM192 22L191 21V24L192 23H195V22ZM212 21V20H211ZM215 21V20H214ZM235 21V20H234ZM249 21H251V20H249ZM249 21H247V23L249 24H251V22H249ZM262 21V20H261ZM12 22V21H11ZM16 22V21H15ZM46 22V21H45ZM44 22V23H45ZM55 22V21H54ZM57 22H59L58 21V18H57ZM94 22H96V21H94ZM106 22V21H105ZM141 22V21H140ZM148 22V21H147ZM168 21H166V23H167ZM169 22H170V19H169ZM204 22H205V20H204ZM238 22V21H237ZM241 22V21H240ZM240 22H238V24H236V25H238V27H240L239 25H240ZM242 22H245V21H242ZM260 22V21H259ZM1 23V22H0ZM19 23V22H18ZM23 23V22H22ZM28 23H29V21H28ZM27 23V24H28ZM50 24H51V22H49ZM53 23V22H52ZM100 23V22H99ZM166 23H165V25H166ZM176 22L174 21V24H175ZM184 23V22H183ZM182 23V24H183ZM189 23H190V21H189ZM189 23H187L186 22V24H187V26L189 25ZM197 23V22H196ZM205 23H207V24H209L210 25V23H212V22H210V20H209V23L208 22H205ZM232 23V22H231ZM230 23V24H231ZM246 22L243 24V25H245V24H247ZM263 23V22H262ZM34 24V23H33ZM47 24V23H46ZM59 24V23H58ZM58 24H56V25H58ZM72 23H70V25H71ZM83 24H81V25H83ZM115 24H117V23H115ZM168 24V23H167ZM176 24H178V23H176ZM180 24V23H179ZM185 24V23H184ZM207 24H206V26H207ZM215 24H217V23H215ZM226 24H228V22H226ZM230 24H229V26H230ZM235 24V23H234ZM246 25V27H249V26H251V25ZM255 24V23H254ZM253 24V25H254ZM258 24V23H257ZM261 24V23H260ZM2 25H4V26H2ZM0 24V135H3V134H5V135H8L9 136V131H10V127L13 129V127H14V123H15V121L14 120H18V122L21 124V117L22 118H26L27 117V123H26V126H25V129H26V132L25 133H27V130L28 131H30V133L32 132V133H34L35 135H39V137L37 138V141L34 143V146L31 148L32 149V152H33V155H34V157L39 161L38 163L40 164L41 163V166L40 167H43V168H46V172H44L43 170H41V169H39V170H41V173L40 174H37V175H35L34 176V171H32L33 170V167H32V170L30 169V171L28 172V173H25L26 172V170H24V171H22V165L23 164H27V163H23V162H25L24 160H23V155H22V153L21 152H19V153H21V155H20V157L19 158H13L14 159V161L13 162H11L10 161V159L8 160V159H5L4 158V153H3V149H0V259H2L3 258V260L4 259H6L5 260V262H0V264H17V263H19L20 262V258H19V262H17V263H15L16 261H15V259L17 258V257H19V256H17V255H14L16 258L14 259V258H11V256H12V254L14 253V252H19V254L20 255H23V253L24 252H27L28 254H29V246L28 245H30L29 243H30V241H33L34 239H40L42 236L40 235V232H39V229H43V228H40V227H43L42 225L43 224H47V225H49V226H51L52 224H55V226H58L59 227V229H54V230H52L50 233H49V237H48V241H47V239H46V241L48 242V244H49V247H54L56 250H57V252H56V256H54V257H52V260H53V264H101V261L102 260H106V259H104L103 257H105V253H103L104 254V256H102L103 254H102V252H104V250H106V249H110V250H112L113 251V248L115 249V247H116V245H117V253H116V250H115V253H114V255H115V257H116V261H117V263L118 264H121V259L123 260L124 258H126L125 257V253H123V251H119L118 249L119 248H121V247H123V248H127L126 250H128V249H131V248H134V247H136V248H140V249H142V247L144 246V247H146V245H144L145 244V242L147 241V239H146V234H145V232L147 233V231H145V230H151V229H153V231L155 230H158V229H160V231H163V232H166V228L164 227V228H161V224H160V221H161V217H162V212H166V211H175V210H177V209H181L182 208V206H180V207H177L176 205H170V206H165V205H161L160 207H159V211L157 210V215H155V216H153V218L151 217H149L148 216V219H143V221L141 222V221H139L138 223H140L139 224V226H140V233H141V236H133L134 235V232H136V231H134L133 230V232H132V229H134L135 228V226L137 225L138 226V224H136L135 226L134 225H131V223H130V221H131V219H130V217H133L132 215H133V213H135V212H133L132 213V215L129 217L128 216V218H125V219H119V218H116V217H114L116 214H117V211H123L124 210V207H125V202H124V198H125V196H121L120 195V191H121V188H124V186L122 187V183L121 182H117V181H115V183H114V181H113V183H112V187H111V185H110V183L108 184V187H103V188H105V189H102L101 188V184L99 183V181L101 180V179H99L98 178V175H97V172H96V167H93V168H95V169H91L92 170V172H88L89 170H88V166L90 165V166H92L91 164L92 163H94V161H97L96 159H101L102 161L101 162H103V168L105 169V167H108V174L107 175H109V177L111 178V179H113V180H119L121 177L120 176H122V175H127L128 177H129V179H130V181H128L129 182V184L127 183V184H124L126 187L124 188L125 190H127V188H128V190H129V192L130 193H132L131 192V189L130 188H132V190H133V188H137L138 189V193H136V194H138L139 195V191L140 190H144V189H150L151 187H152V189L153 188H160L162 191H164V193L165 194H170V195H173V194H176V193H178V191H181V190H183V191H186L193 199H194V204H198L199 203V197L200 196H202V189H204L206 186L204 185V183H205V180L207 179L206 178V176H209V170L207 169L206 170V168H203L202 169V167L199 165V161H198V159H197V157L195 158V154H196V152L199 150V149H201V148H199L198 149V147L201 145L200 144V139H199V141H197V144L199 143V145H198V147H197V145H196V140L198 139V138H201L202 136H198L197 135V139H196V136H193V135H189V133L187 132V134H186V128H187V126H186V128H185V124H184V126H182V129L183 128H185V131H183V133L185 132V136H186V144H188L189 146H190V148H192L190 151H189V153L185 150L186 148H184V152H183V154H182V156L180 157V158H177V159H171L170 161H169V163L166 161V159H163V155L161 154V151L159 150V148L158 147H156L155 149H153L154 151H155V153H156V155L157 156H144V158H140L139 157V155H138V152H139V150L141 149V148H143L142 147V143H141V141L140 140H138L137 138H136V136H137V134H136V136H135V133H136V131L138 130V129H142V128H144L143 126L144 125H146V124H142V125H140L139 123H137L134 119H133V117L131 116V114H127V113H125L124 112V110H123V108L121 107V105L119 104V102H118V100L120 99H118V98H115V94H113V92L110 90V89H105V88H103V87H101L100 86V83L102 82V79H100V73H102L104 70H102L101 68V70H97V65H95L94 67H86V68H84V69H82V71L84 72L83 74L82 73H79L80 72V70H79V72H77V70H74V69H72L71 67H70V64L71 63H69V67H67V68H65V65H64V79L63 80H59V81H56V82H52L51 80H50V76H51V74H50V72L48 71V69L47 68H43V67H45V66H43V63L45 62V60H46V58H47V55L49 54L47 51H48V49L45 51V52H47V54H46V58H45V55H44V52H43V47H42V45L41 44H36L37 43V41L35 42V44L33 43V41H31L32 39H34V38H31V40H30V36L28 35V34H31V35H33V36H37L38 37V35L37 34H39V33H37V30L38 29H35L36 30V33L34 32V31H29L30 33H25L24 32V28L23 27H18V29L15 31V29H14V33L13 32H11L10 30H11V27L13 26H11V23L10 22H8V23H4V24ZM16 25V24H15ZM22 25V24H21ZM23 25H24V23H23ZM22 25V26H23ZM45 25V24H44ZM75 25V24H74ZM74 25H72V27L74 26ZM79 25V24H78ZM78 25H76V26H78ZM197 26V24H193V26ZM205 25V24H204ZM207 26V27H210V26ZM232 25H233V23H232ZM253 25L251 26V27H253ZM32 26H34V25H32ZM31 25H30V27H32ZM37 26V25H36ZM39 26V25H38ZM58 26H64V25H58ZM86 26V25H85ZM102 26V25H101ZM167 26V25H166ZM165 26V27H166ZM171 26H169L170 28L169 29H172V27ZM180 26H181V24H180ZM190 26V25H189ZM188 26V27H189ZM202 26H203V24H202ZM206 26H204V27H206ZM214 26V25H213ZM213 26H211L210 28H212ZM258 26H261V25H258ZM28 27H29V24H28ZM40 27V26H39ZM54 26H52V28L51 29H54L53 28ZM79 27H80V25H79ZM78 27V28H79ZM83 27V26H82ZM98 27V26H97ZM107 27V26H106ZM143 27V26H142ZM168 27V26H167ZM198 27V26H197ZM196 27V28H197ZM227 27V26H226ZM234 27H236V26H234L233 25V27H232V31H233V28ZM245 26H244V28H246ZM33 28V27H32ZM35 28V27H34ZM36 28H38V27H36ZM45 28V27H44ZM57 28V27H56ZM67 28V27H66ZM70 28H71V26H70ZM76 28V27H75ZM78 28H76L77 30H78ZM181 28H183V27H181ZM185 28H187V27H185ZM199 28V27H198ZM202 28V27H201ZM209 28V29H210ZM220 29L222 28V27H219ZM231 28V27H230ZM237 28V27H236ZM258 28V27H257ZM262 29L264 28L263 27V25H262V27H261ZM40 29V28H39ZM80 29V28H79ZM82 29V28H81ZM99 29V28H98ZM188 29V28H187ZM213 29V28H212ZM214 29H215V27H214ZM239 29V28H238ZM251 29V28H250ZM44 30V29H43ZM73 31H74V28L72 29ZM76 30V32H78ZM84 30V29H83ZM91 30V29H90ZM121 30V29H120ZM172 30H174V29H172ZM215 30H217V29H215ZM227 30V29H226ZM46 31H47V29H46ZM62 31V29H60V31H59V33L58 34H60V32ZM86 31H87V29H86ZM97 31V30H96ZM103 31V30H102ZM175 31V30H174ZM194 31H195V29H194ZM210 31H211V29H210ZM220 31V30H219ZM232 31H230V32H232ZM242 31V30H241ZM245 31V30H244ZM258 31V30H257ZM264 31V30H263ZM27 32V31H26ZM39 32V31H38ZM75 32V31H74ZM168 32V31H167ZM170 32V31H169ZM171 32H173V31H171ZM218 32V31H217ZM235 32V31H234ZM246 32H250L249 30L248 31H246ZM42 33V32H41ZM106 33V32H105ZM221 33V32H220ZM226 33H228V32H226ZM262 32L260 31V34H261ZM13 34H15V36L13 35ZM36 34V35H35ZM43 34V33H42ZM45 34H47L49 37H53V31H48L47 33H45ZM65 34V33H64ZM79 34V33H78ZM81 34V33H80ZM84 34V33H83ZM100 34V33H99ZM103 34V33H102ZM170 34V33H169ZM173 34H174V32H173ZM181 34H182V32H181ZM180 34V35H181ZM222 34H224V33H222ZM232 34V33H231ZM234 34V33H233ZM245 34V33H244ZM264 34V33H263ZM263 34H261V37L263 36ZM41 35V34H40ZM54 35H56L55 33H54ZM86 35V34H85ZM94 35V34H93ZM106 35V34H105ZM109 35H111V34H109ZM159 35V34H158ZM157 35V36H158ZM164 35H165V33H164ZM163 35V36H164ZM171 35V34H170ZM220 35V38H221V34H219ZM225 35V34H224ZM62 36V35H61ZM69 42H68V49H67V54L68 55H72V53H73V55H72V57L70 58V56H69V58L71 59V61H73V59L75 58V56H76V51H77V49H76V45H78V44H76V39H75V37H76V34H71V33H69ZM80 36V35H79ZM82 36V35H81ZM80 36V37H81ZM106 36H108V35H106ZM105 36V37H106ZM156 36V37H157ZM162 36V35H161ZM226 36V35H225ZM251 36V35H250ZM254 36V33H253V35L251 36V37H253ZM260 36V35H259ZM17 39H16V38ZM36 37V38H37ZM48 37V38H49ZM56 37V36H55ZM79 37V38H80ZM87 37V36H86ZM104 37V36H103ZM108 37H110V36H108ZM165 37V36H164ZM164 37H163V39H164ZM223 37V36H222ZM260 37V38H261ZM47 38V39H48ZM54 38V37H53ZM57 38V37H56ZM64 38H65V36H64ZM77 38V37H76ZM88 38V37H87ZM101 37H99V39H100ZM107 38V37H106ZM120 38V37H119ZM118 38V39H119ZM160 38V37H159ZM246 38H248V37H246ZM258 38V35H257V37H256V39ZM262 38H264V37H262ZM60 39H61V37H60ZM78 39V38H77ZM82 39V38H81ZM115 39V38H114ZM113 39V40H114ZM125 39V38H124ZM123 39V40H124ZM162 39V40H163ZM212 39V38H211ZM42 40V39H41ZM41 40L39 39L38 41V43H40L41 42ZM50 40V39H49ZM58 40H59V38H58ZM58 40H57V42H58ZM104 40V39H103ZM122 39L120 38V40L118 41V42H120ZM156 40V39H155ZM221 40V39H220ZM220 40H219V42H220ZM251 40V39H250ZM258 40H261V39H258ZM51 41H52V39H51ZM56 41V40H55ZM61 41V40H60ZM229 41V40H228ZM257 41V40H256ZM264 41V40H263ZM78 42H80V40L78 41ZM77 42V43H78ZM98 42H100V41H98ZM102 42V41H101ZM104 42H105V40H104ZM103 42V43H104ZM125 42H127L126 40H125ZM152 42V41H151ZM156 41H154V44L156 45V43H155ZM158 42V41H157ZM251 42V41H250ZM47 43H48V41H47ZM59 43V42H58ZM102 43V44H103ZM117 43V42H116ZM218 43V42H217ZM7 44H13L14 45V48H13V45H12V49H8V50H12V51H10V52H13V53H11V55L8 53V50L6 49H4V47L7 45ZM48 44H50V41H49V43ZM52 44V43H51ZM53 44L55 45V42H53ZM57 44V43H56ZM101 43H99L98 45L101 47V45H100ZM152 45V47H155V45ZM225 44V43H224ZM263 44V43H262ZM261 44V46H263ZM46 45V44H45ZM59 45H60V43H59ZM58 45V46H59ZM95 45V44H94ZM106 45V44H105ZM118 45H119V43H118ZM210 45H213V44H210ZM209 45V46H210ZM219 46H220V44H218ZM249 45V44H248ZM260 45V44H259ZM11 46V45H10ZM79 47L81 46V45H78ZM126 46H127V43H126ZM135 46V45H134ZM242 46H243V44H242ZM46 47H48L47 45H46ZM46 47H45V49H46ZM50 47H51V45H50ZM49 47V48H50ZM54 47V46H53ZM82 47V46H81ZM105 47V46H104ZM103 47V48H104ZM129 47V46H128ZM213 47V46H212ZM82 48H84V47H82ZM102 48V47H101ZM119 48V47H118ZM132 48V47H131ZM206 48V47H205ZM211 48V47H210ZM221 48V47H220ZM252 48V47H251ZM264 48V47H263ZM53 49V48H52ZM96 49H97V47H96ZM136 49H137V47H136ZM146 49V48H145ZM149 49V48H148ZM152 50H153V48H151ZM249 49V48H248ZM248 49H246V50H248ZM262 49V47H260V49L259 50H261ZM82 50H84V49H82ZM98 50V49H97ZM100 50H102V49H100ZM152 50H151V52H152ZM245 50V51H246ZM254 50H256V46H255V49ZM263 50V49H262ZM261 50V51H262ZM50 51H51V49H50ZM87 51V50H86ZM96 51V50H95ZM113 51H115V50H113ZM141 51V50H140ZM143 51V50H142ZM142 51L140 52L141 54H142ZM205 51H206V49H205ZM207 51H208V48H207ZM206 51V52H207ZM250 51V50H249ZM252 51V50H251ZM79 52V51H78ZM77 52V53H78ZM84 52V51H83ZM98 52V51H97ZM97 52H96V54H97ZM102 52V51H101ZM106 52V51H105ZM123 52H124V50H123ZM150 52V49L148 50V53ZM200 52V51H199ZM202 52V51H201ZM228 52V51H227ZM256 52H259L258 50L256 51ZM255 52V54H257ZM80 53H82V52H80ZM85 53V52H84ZM95 53V52H94ZM107 53V52H106ZM115 53V52H114ZM146 53H147V51H146ZM146 53L144 52V54L146 55ZM159 53V52H158ZM161 53H162V51H161ZM160 53V54H161ZM205 53V52H204ZM240 53V52H239ZM260 53V52H259ZM258 53V54H259ZM264 53V52H263ZM263 53H261L262 55H263ZM13 54V55H12ZM66 54V55H67ZM149 54H152V53H149ZM156 54V53H155ZM159 54V55H160ZM201 54V53H200ZM200 54H198V55H200ZM203 54V53H202ZM233 54V52L231 53V55ZM247 55H248V53H246ZM250 54V53H249ZM252 54V53H251ZM250 54V55H251ZM30 55H34L35 57H30ZM82 55H84L83 53H82ZM101 55V54H100ZM121 56L123 55V54H120ZM185 54H183V55H181V56H184ZM204 55V54H203ZM234 55V54H233ZM260 55V54H259ZM259 55H257L258 57H259ZM79 57V60H80V58H82V57H80V55H78ZM88 56V55H87ZM148 56H150V55H148ZM148 56H146L147 58H149ZM158 56V55H157ZM177 56H179V54L177 55ZM177 56H176V58H175V64L177 63L176 62V59H177ZM201 56V55H200ZM236 56H238V55H236ZM255 56V55H254ZM65 57V56H64ZM86 57V56H85ZM114 57H116V56H114ZM167 57V56H166ZM173 57V56H172ZM184 57H187V55L186 56H184ZM184 57L182 58V60H181V57H180V60L181 61H183V59H184ZM235 57V56H234ZM260 57H262L261 55H260ZM52 58V57H51ZM89 58V57H88ZM92 58V57H91ZM141 59H142V56L140 57ZM150 58H151V56H150ZM158 58V57H157ZM168 58V57H167ZM232 58V57H231ZM257 58V57H256ZM64 59V58H63ZM121 59H123V58H121ZM121 59H119L120 61H122ZM136 59V58H135ZM139 59V56H138V58L136 59V60H138ZM140 59V60H141ZM166 59V58H165ZM170 59H172V58H170ZM252 59V58H251ZM258 59V58H257ZM57 60V59H56ZM78 60V61H79ZM83 60V59H82ZM99 60V59H98ZM229 60H230V57H229ZM259 60V59H258ZM52 61V60H51ZM74 61H76V59L74 60ZM81 61V60H80ZM84 61V60H83ZM142 61H143V59H142ZM170 61V60H169ZM180 61V62H181ZM46 62H48L47 60H46ZM53 62V61H52ZM63 62V61H62ZM86 62V61H85ZM92 62H94V61H92ZM137 62H139V61H137ZM137 62H136V65H138L137 64ZM165 62L167 63L168 62V60L166 61L165 60ZM172 62H173V60H172ZM252 62V61H251ZM250 61H249V64L248 65H250V63H251ZM255 62V61H254ZM253 62V63H254ZM259 62H260V60H259ZM59 63V62H58ZM67 63V62H66ZM73 63V62H72ZM75 63V62H74ZM79 63V62H78ZM83 63L84 62H82L81 64L83 65ZM140 63H143V62H140ZM147 63V62H146ZM171 63V62H170ZM223 62L221 61V64H222ZM49 64V63H48ZM86 64V63H85ZM84 64V65H85ZM107 64V63H106ZM175 64H174V66H175ZM255 64H257V63H255ZM58 65V64H57ZM82 65H80L79 64V66H81L82 67ZM99 65V64H98ZM118 65H120V64H117V66ZM123 65V64H122ZM172 65V64H171ZM187 65H188V67L190 66L188 63H187ZM187 65H185V66H183V69H184V67L187 69ZM247 65V64H246ZM49 66V65H48ZM75 66H77V65H74V67ZM88 66V65H87ZM103 66V65H102ZM255 67H256V65H254ZM258 66V65H257ZM264 66V65H263ZM55 67V66H54ZM53 67V68H54ZM58 67L60 68L61 66H59L58 65ZM81 67H80V69H81ZM100 67V66H99ZM104 67V66H103ZM138 67V66H137ZM220 67V69H221V66H219ZM249 67V66H248ZM250 67H252V66H250ZM260 67V66H259ZM262 67V66H261ZM52 68V69H53ZM118 68H124L123 66H120V67H118ZM141 68H142V66H141ZM174 68H182L180 65H179V67H174ZM52 69H51V71H52ZM56 69V68H55ZM62 69V68H61ZM99 69V68H98ZM110 69V68H109ZM113 69H115V68H113ZM172 69V68H171ZM178 69V70H179ZM188 69H190V68H188ZM215 69H216V67H215ZM218 69V68H217ZM56 70H58V69H56ZM55 70V71H56ZM99 71V73L97 72V71ZM107 70H108V68H107ZM117 70H119V69H117ZM147 70V69H146ZM164 70V69H163ZM174 70V69H173ZM175 70H177V69H175ZM174 70V71H175ZM177 70V71H178ZM185 70V69H184ZM252 70H253V68H252ZM260 70H261V68H260ZM81 71V72H82ZM101 71V72H100ZM109 71V70H108ZM159 71V70H158ZM168 71V70H167ZM173 71V72H174ZM183 71V70H182ZM219 71V70H218ZM222 71V70H221ZM220 71V72H221ZM224 71V70H223ZM222 71V72H223ZM257 71V70H256ZM263 68H262V72L260 73L259 72V74H264L263 73ZM117 72V71H116ZM124 72V71H123ZM122 72V73H123ZM148 72H150V71H148ZM170 72H172V71H170ZM169 72V73H170ZM185 72H187L186 70H185ZM188 72H190V71H188ZM187 72V73H188ZM219 72V76H220V78L222 77L221 75H223V73H225V72H221L220 73ZM51 73H53V72H51ZM60 73V72H59ZM59 73H58V75H59ZM105 73V72H104ZM104 73H103V75L102 76H104ZM114 73H115V71H114ZM121 73V74H122ZM145 73V72H144ZM147 73V72H146ZM156 73V72H155ZM176 73V72H175ZM180 73H182L181 72V69H180ZM180 73H177V75L178 74H180ZM206 73V72H205ZM210 73V72H209ZM208 73V74H209ZM217 73V72H216ZM250 73V72H249ZM255 73V72H254ZM57 74V73H56ZM117 74V73H116ZM120 74V73H119ZM125 75H126V73H124ZM123 74V75H124ZM167 74H168V72H167ZM189 74H191V73H189ZM197 74V73H196ZM207 74V73H206ZM213 74V73H212ZM215 74V73H214ZM214 74L211 76V78L214 76ZM226 74H227V72H226ZM54 75V74H53ZM106 75V74H105ZM132 75V74H131ZM134 75V74H133ZM149 75V74H148ZM147 75V76H148ZM163 75V74H162ZM166 75V74H165ZM165 75H163V77L165 76ZM177 75H176V78H179V77H181V76H183L182 74H181V76L179 75V77H177ZM211 75V74H210ZM55 76V75H54ZM61 76V75H60ZM110 76V75H109ZM114 76V75H113ZM141 76V75H140ZM139 76V77H140ZM151 76V75H150ZM171 76H172V74H171ZM184 76H185V74H184ZM189 75H187V77H188ZM218 76V77H219ZM224 76H225V74H224ZM131 77V76H130ZM169 77V76H168ZM173 77H174V75H173ZM207 77V76H206ZM215 77V76H214ZM214 77H213V79H214ZM251 77H252V75H251ZM254 77V76H253ZM257 77H259V76H256V78ZM52 78V77H51ZM56 78V77H55ZM103 78V77H102ZM138 78V77H137ZM136 78V79H137ZM141 79L143 78L142 76L140 77ZM151 78V77H150ZM156 78V77H155ZM157 78H159V76L157 77ZM166 78V77H165ZM186 78V77H185ZM216 79H217V75H216V77H215ZM224 78V77H223ZM255 78V79H256ZM261 78H264V76H261ZM117 79H118V81H120V75H118V77H117ZM169 79H170V77H169ZM173 79V78H172ZM207 79V78H206ZM205 79V80H206ZM208 79H210V77L208 78ZM227 79V78H226ZM241 79V78H240ZM244 79V78H243ZM249 79H250V77H249ZM82 80H87L88 81V83H89V88L86 90V92H84V93H82V96H79V99H74V101L72 102V103H70V101H69V98H68V96H70L71 95V93L72 92H74L75 93V91H71V93L69 94V87H68V84L69 83H71L72 81H76V82H80V81H82ZM100 80H101V82H100ZM130 80V79H129ZM143 80V79H142ZM141 80V81H142ZM175 80V79H174ZM182 80H183V78H182ZM181 80V81H182ZM186 80V79H185ZM187 80H188V78H187ZM212 80V79H211ZM239 80V79H238ZM247 80V79H246ZM103 81H105V80H103ZM144 81V80H143ZM152 81H154V80H152ZM151 81V82H152ZM161 81V80H160ZM162 81H163V78H162ZM165 81V80H164ZM203 81H204V77H203ZM208 81H210V80H208ZM207 81V82H208ZM218 81H220V80H218ZM229 81V83H230V81L233 83L234 81L233 80H228ZM240 81V80H239ZM263 81V80H262ZM44 82V83H43ZM116 82V81H115ZM125 82V81H124ZM176 82V81H175ZM178 83H180V80L179 81H177ZM176 82V83H177ZM183 82H185V83H187L186 81H183ZM189 82V81H188ZM211 82V81H210ZM210 82H209V84H210ZM214 82H217L215 79H214V81H213V83ZM241 82V81H240ZM243 82V81H242ZM126 83V82H125ZM124 83V84H125ZM132 84H134L135 83V81H134V83L133 82H131ZM137 83H140L139 81H137ZM149 83V82H148ZM184 83V84H185ZM204 83V82H203ZM212 83V82H211ZM213 83H212V86H213ZM219 83V82H218ZM222 83H226V81H224V82H222ZM221 83V84H222ZM263 83H264V81H263ZM262 83V84H263ZM124 84H123V86H124ZM141 84V83H140ZM165 84V83H164ZM175 84V83H174ZM181 84H182V82H181ZM181 84L179 85V86H181ZM208 84V85H209ZM224 84H222V86H221V88H223V86H226V85H224ZM231 84V83H230ZM24 86L25 87V89H26V91H24V92H26V93H22L23 95L22 96H20V97H18L17 95H18V93H16V91L18 90V88L20 87V86ZM84 85V84H83ZM106 85V84H105ZM128 85H131V84H128ZM141 85H143V84H141ZM145 85V84H144ZM147 85H149V84H147ZM153 85V84H152ZM155 85V84H154ZM178 85V84H177ZM186 85V84H185ZM188 85V84H187ZM187 85H186V87H187ZM204 85V84H203ZM206 85V87L205 88H207V84H205ZM204 85V86H205ZM217 85V84H216ZM261 85V84H260ZM41 86H45L46 88H51L50 90H52L53 92H55L56 93V96H54L53 95V97H52V99H51V101H50V103H49V105L47 104V106H44L42 103H41V99H40V95H42V94H40L39 95V93L41 92H39L38 93V91H39V88L41 87ZM117 86V85H116ZM132 86V85H131ZM130 86V87H131ZM146 86V85H145ZM170 86V85H169ZM169 86H168V88H169ZM179 86H177V87H175V89L177 88L178 89V87ZM203 86V87H204ZM210 86H211V84H210ZM219 86V85H218ZM228 86V85H227ZM227 86H226V88H227ZM128 87V86H127ZM141 87H143V86H141ZM156 87V86H155ZM173 87V88H174ZM185 86H183V87H181V89L182 90H185V88H184ZM214 87V86H213ZM213 87H211L212 89H213ZM230 87V86H229ZM233 87V86H232ZM255 87V86H254ZM262 87H263V85H262ZM261 87V88H262ZM136 88V87H135ZM149 88V87H148ZM150 88H152V87H150ZM168 88L166 89V86H165V88H163V87H160V89L159 88H157L159 91H158V93H157V90H156V94H154V91H153V93L152 94H154L155 95V97L157 98V97H166L167 95L166 94H168V93H166V92H168L167 90H168ZM171 88H172V86H171ZM188 88V87H187ZM216 88V87H215ZM215 88L213 89V91L215 90ZM220 88V89H221ZM258 88V90H256V88H254L255 89V91H256V94H258L257 93V91H259V86L257 87ZM260 88V89H261ZM24 89V90H25ZM71 89H74V88H72L71 87ZM80 89V88H79ZM123 89V88H122ZM129 89H131V88H129ZM138 89V88H137ZM139 89H140V86H139ZM138 89V90H139ZM201 89V88H200ZM204 89V88H203ZM208 89H209V87H208ZM219 89V88H218ZM218 89H216L215 91L217 92V90ZM225 89V88H224ZM228 89V88H227ZM263 89V88H262ZM41 90V89H40ZM44 90H46V89H44ZM146 90V89H145ZM204 90H206V89H204ZM253 90V89H252ZM19 91V90H18ZM23 91V90H22ZM43 91V90H42ZM49 91V90H48ZM85 91V90H84ZM114 91H116V90H114ZM139 91H141V90H139ZM152 91V90H151ZM173 91H176V95H178L176 98H178L179 97V90L177 91V90H173ZM209 91V90H208ZM212 91V90H211ZM227 91H231V88H230V90L228 89V90H226L225 89V92H227ZM20 92V91H19ZM50 92V91H49ZM148 92V91H147ZM169 92H171V90L169 91ZM177 92H178V94H177ZM205 92V91H204ZM221 92V91H220ZM220 92L218 91V95H217V93H216V96H215V101L217 100L216 99V97H220ZM222 92H224V90L222 91ZM224 92V93H225ZM231 92H233V91H231ZM230 92V93H231ZM252 92V91H251ZM260 92V91H259ZM45 93V92H44ZM51 93V92H50ZM105 93L106 94V96L107 97H110L112 100H111V104H109L107 107H106V114H105V117L104 118H101L100 117V112H101V110L103 109H101V107H103V102L101 101V97L103 96V94ZM134 93V92H133ZM136 93V92H135ZM140 93H142V92H140ZM175 93V92H174ZM206 93H209V92H205V94H204V96L205 95H207L208 96V94H206ZM230 93H229V95H230ZM249 93V92H248ZM16 94V95H15ZM59 94H62V95H59ZM123 94V93H122ZM150 94V93H149ZM170 94V93H169ZM173 94V93H172ZM225 94H227V93H225ZM234 94V93H233ZM252 94V93H251ZM250 94V95H251ZM255 94V95H256ZM260 94V93H259ZM47 95V94H46ZM68 95V96H67ZM102 95V96H101ZM117 95V94H116ZM141 95V94H140ZM143 95V94H142ZM141 95V96H142ZM175 95V94H174ZM202 95V94H201ZM211 94H209V96H210ZM223 95V94H222ZM229 95H227L228 97H230ZM249 95V96H250ZM119 96V95H118ZM130 96V95H129ZM128 96V97H129ZM212 96V95H211ZM213 96V97H214ZM224 96H226V95H224ZM224 96L222 97V98H224ZM259 96V95H258ZM261 96V95H260ZM50 97H51V95H50ZM117 97V96H116ZM150 97V96H149ZM206 97V96H205ZM232 97V96H231ZM231 97H230V99H231ZM114 98H115V102H114ZM143 98H144V95H143ZM143 98L142 97H140V99L141 100H143ZM198 98H199V96H198ZM207 98V97H206ZM226 98V97H225ZM258 98H260V97H258ZM258 98H257V100H258ZM122 99H125V98H122ZM151 99V98H150ZM159 99V98H158ZM169 99V98H168ZM170 99H172V97L170 98ZM201 99H205V98H203V97H201ZM213 99V98H212ZM229 99V100H230ZM256 99V98H255ZM263 99V98H262ZM163 100H164V98H163ZM167 100V99H166ZM172 100H174V99H172ZM172 100H171V102H172ZM181 100H182V98H181ZM180 99H179V102L181 101ZM188 100V99H187ZM206 100V99H205ZM210 100V99H209ZM228 100V101H229ZM109 101H110V99H109ZM108 101V102H109ZM146 101H147V98H146ZM148 101H149V99H148ZM161 101H162V99H161ZM186 101V100H185ZM197 101V100H196ZM198 101H199V99H198ZM197 101V102H198ZM202 101H204V100H202ZM219 101V100H218ZM234 101H236V100H234ZM233 101V102H234ZM102 102V103H101ZM105 102H106V100H105ZM133 102V100L130 102V103H132ZM140 102V101H139ZM151 102V101H150ZM153 102V101H152ZM154 102H156V100L154 101ZM158 102V101H157ZM174 102V101H173ZM182 102V101H181ZM187 102H189V101H187ZM194 102V101H193ZM192 102V103H193ZM29 103H33V106H34V109H33V112H32V114H31V116H30V114H27L26 115V117H25V114L28 112L29 113V111H27V105L29 104ZM47 103V102H46ZM143 103V105L146 103H144V102H142ZM142 103H140V104H142ZM198 103H200V102H198ZM238 103V102H237ZM237 103H232V104H234V105H231L232 106V110L235 108H233V106H236L237 105ZM125 104H127V103H125ZM148 104H150V103H148ZM147 104V105H148ZM152 104H154V103H152ZM161 104H163V101H162V103ZM160 104V105H161ZM184 104V103H183ZM188 104V103H187ZM187 104H184V105H187ZM189 104H190V102H189ZM194 104V103H193ZM256 104V103H255ZM102 105V106H101ZM128 105V104H127ZM136 105V104H135ZM137 105H139V104H137ZM143 105H140V106H143ZM159 105V106H160ZM165 105V104H164ZM168 105V104H167ZM167 105H166V108H165V106L163 107L164 109H166L165 111H166V113H165V111H164V109H163V114H161V115H164V113L165 114H167V109L169 108V107H167ZM169 105H171V107H172V104H169ZM183 105V106H184ZM190 105H192V104H190ZM190 105H188L190 108H192V106L194 107V106H196V104L195 105H192V106H190ZM204 105H206V104H204ZM30 106H32V105H30ZM30 106L28 107V109L30 108ZM126 106V105H125ZM139 106V107H140ZM157 106H158V104H157ZM183 106H182V108H183ZM198 106V105H197ZM196 106V107H197ZM209 106V108H210V105H208ZM238 106V105H237ZM250 107L252 106V105H249ZM264 106V105H263ZM170 107V108H171ZM177 107V106H176ZM221 107V106H220ZM240 107V106H239ZM104 108H105V106H104ZM143 108V107H142ZM155 108V107H154ZM154 108H152V109H154ZM161 108V107H160ZM160 108H159V111H160ZM179 108H181V106L179 107ZM178 108V109H179ZM186 108V107H185ZM183 109V110H187V108L186 109ZM190 108H188V109H190ZM195 108V107H194ZM199 108V107H198ZM204 108V107H203ZM206 109H207V107H205ZM208 108V109H209ZM237 108V110H239V112H242V111H240V109L238 108V107H236ZM127 109H129L128 107H127ZM150 109V108H149ZM177 109V110H178ZM196 110H197V108H195ZM200 109V108H199ZM230 109V108H229ZM30 110V109H29ZM61 110H64V113H60L59 111H61ZM155 110H157V108L155 109ZM171 110V109H170ZM175 110V109H174ZM193 110L194 109H192V112H193ZM221 110V109H220ZM220 110H219V115L220 114H222L223 113V115H224V112L226 111V109H225V111L223 112V110H224V108H223V110L221 111V113H220ZM236 110V109H235ZM249 110L251 111V109L249 108ZM32 110H30V112H31ZM159 111H157V112H159ZM180 111H181V109H180ZM180 111H177V113L179 112V113H182V112H180ZM185 111H184V114H187V113H185ZM201 111H202V109H201ZM200 111V112H201ZM205 111V110H204ZM231 111V110H230ZM103 112V111H102ZM130 112H132V111H130ZM129 112V113H130ZM145 112H146V110H145ZM153 112V111H152ZM152 112H150L149 111V113H152ZM156 112V111H155ZM156 112V113H157ZM173 114L175 113V111L173 112V108H172V111H171ZM170 112V113H171ZM188 112H191L190 110L188 111ZM198 112H199V110H198ZM154 113V112H153ZM169 113V112H168ZM226 113H227V111H226ZM237 113V112H236ZM184 114H178V116L179 115H184ZM191 114V113H190ZM239 114V113H238ZM147 115V114H146ZM151 115V114H150ZM155 115H157V114H154L153 116H155ZM160 115V118L158 117V119H160V121H161V126H163L164 124H166V125H168L167 124V122L169 121V119L168 118H166V116L167 115H165V118L167 119V121L166 122H164L165 121V119L163 118V120H161L162 119V116ZM188 115V114H187ZM197 115V114H196ZM228 115V114H227ZM8 116H10L11 117V119H13L11 122H10V124L7 122L6 123V118L8 117ZM30 116V117H29ZM152 116V117H153ZM172 116V115H171ZM174 116H176V113L174 114ZM173 116V117H174ZM200 116H201V119H202V117H203V115H201L200 114ZM200 116H198V118L200 117ZM216 116H217V114H216ZM216 116H214V118L216 117ZM226 116V115H225ZM224 116V117H225ZM147 118H148V115L146 116ZM157 117V116H156ZM170 117V116H169ZM177 117V116H176ZM175 117V118H176ZM220 117H222L221 115H220ZM220 117H216L217 119V124L218 123H220L221 122V120L220 119H218V118H220ZM224 117H222L223 118V120H224ZM240 117V116H239ZM228 118V117H227ZM238 118V117H237ZM192 119V118H191ZM201 119H200V121H201ZM230 119H231V121L233 120L232 118H229V121H227V122H231L230 121ZM235 119V118H234ZM243 119V118H242ZM241 119V120H242ZM25 120V119H24ZM24 120H23V122H24ZM121 121V120H123V121H127V128H125L126 130H120V131H114L113 129V131L114 132H112V134L110 135V139L112 140V141H115V145H114V143H112L114 146H113V148H114V150H115V152L116 153H119L121 156V158L119 159V158H116V160H114V159H111V158H109L108 157V153L110 152V151H108V153H107V155L105 156L104 155V153H103V156L101 155V150L102 149H104V148H102L101 150L100 149H98L99 148V146H100V143L103 141V139H104V137H105V135H106V133H109V132H106V128L108 127V126H110V128H111V123L113 124V127H114V122H116L115 124H117V121ZM149 120V119H148ZM177 120V119H176ZM182 119H181V117H180V120H179V118H178V121H179V123H180V121H181ZM186 120H188L189 121V118L188 119H186ZM194 120H197L196 118L194 119ZM214 121H213V124H214V122H215V119H213ZM236 120V119H235ZM238 120V119H237ZM236 120V121H237ZM9 121V120H8ZM123 121H121V122H123ZM126 121H125V123H126ZM150 121V120H149ZM175 121V120H174ZM178 121H177V123H178ZM197 121H199V119L197 120ZM17 122V123H18ZM151 122H153V121H151ZM150 122V123H151ZM170 122V121H169ZM233 122V121H232ZM240 122V121H239ZM154 123V122H153ZM159 123V122H158ZM179 123L178 124H176V123H174V124H176V125H179ZM182 123V122H181ZM189 123V122H188ZM190 123H192V122H190ZM212 122H210V124H211ZM23 124V123H22ZM123 124V123H122ZM163 124V125H162ZM171 124V123H170ZM233 124V123H232ZM15 125H17V124H15ZM172 125V124H171ZM183 125V124H182ZM188 125H190L191 126V124H188ZM215 125V124H214ZM20 126V125H19ZM19 126H18V131L20 130H22V129H20L19 128ZM116 126V125H115ZM118 126V125H117ZM125 126V125H124ZM158 126H159V124H158ZM165 126V125H164ZM170 125H168V127H169ZM181 126V125H180ZM189 126V127H190ZM23 126H21V128H22ZM167 127V128H168ZM212 127H213V125H211V129L210 130H213L212 132H214V128L212 129ZM109 128V127H108ZM123 128V127H122ZM162 128V127H161ZM166 128V127H165ZM176 128V127H175ZM177 128H178V126H177ZM180 128V127H179ZM210 128V127H209ZM14 129H16V131H17V128L15 127ZM117 129V128H116ZM115 129V130H116ZM160 129V128H159ZM187 129H189V128H187ZM147 130V129H146ZM164 130H166V129H164ZM169 130V129H168ZM19 131V132H20ZM25 131V130H24ZM109 131V130H108ZM145 131V130H144ZM149 131V130H148ZM162 131H163V128H162ZM161 130H160V132H162ZM172 131V130H171ZM188 131V130H187ZM202 131V130H201ZM68 133V138H64V133ZM167 132H169V131H167ZM175 132V131H174ZM180 132V131H179ZM203 132V131H202ZM211 132V133H212ZM24 133V132H23ZM24 133V134H25ZM197 133V132H196ZM164 134V133H163ZM168 134V133H167ZM167 134H165V135H167ZM173 133H171V135H172ZM175 134V133H174ZM178 134H180V137L182 136L181 135V133H178ZM194 134V133H193ZM203 134V133H202ZM230 134V133H229ZM13 135V134H12ZM30 135V134H29ZM67 135V134H66ZM146 135H148V134H145V132H144V136H146ZM204 135V134H203ZM213 135V134H212ZM212 135H211V137H212ZM7 136V137H8ZM23 136V135H22ZM25 136H28L27 134L25 135ZM33 136V135H32ZM32 136H31V138L30 139H32ZM150 135H148L147 137H149ZM206 136V135H205ZM264 136V135H263ZM171 137V136H170ZM179 137V135L177 136V138ZM208 137V136H207ZM207 137H205V138H207ZM216 137V136H215ZM230 137V136H229ZM232 138L234 137V136H231ZM230 137V138H231ZM261 138H262V136H260ZM9 138V137H8ZM151 138V137H150ZM150 138L148 139H145L144 141L147 143L148 141H152V140H150ZM175 138H176V136H175ZM208 138H210V136L208 137ZM244 139H248V138H245V137H243ZM22 139V138H21ZM107 139H109V137L107 138ZM152 139V138H151ZM202 140H203V138H201ZM213 139H214V137H213ZM216 139V138H215ZM214 139V140H215ZM263 139V138H262ZM11 140V139H10ZM142 140V139H141ZM147 140V141H146ZM1 141V140H0ZM23 141V140H22ZM28 140H25V142H27ZM30 141V140H29ZM32 141V140H31ZM143 141V140H142ZM168 141H170V140H168ZM204 141H205V139H204ZM217 141H219V140H217ZM247 141H249V140H247ZM247 141H245V140H243V142L245 143V144H248V148H249V142H247ZM10 142V141H9ZM8 142V143H9ZM24 142V141H23ZM23 142L21 143V144H23ZM110 142V141H109ZM145 142H143L145 145H146V143ZM247 142V143H246ZM251 142V141H250ZM106 143V142H105ZM164 143V142H163ZM170 143V142H169ZM168 143V144H169ZM215 143V142H214ZM217 143H219V142H216V144ZM9 144H11V143H9ZM8 144V145H9ZM13 144V143H12ZM11 144V145H12ZM25 144V143H24ZM32 144V143H31ZM102 144V143H101ZM107 144V143H106ZM143 144V145H144ZM151 145H152V143H150ZM159 144V143H158ZM161 144V143H160ZM206 143H204V145H205ZM254 144V143H253ZM262 144V143H261ZM260 144V145H261ZM5 145V144H4ZM167 145V144H166ZM171 145V144H170ZM169 145V146H170ZM207 145V144H206ZM220 145V144H219ZM263 145H264V143H263ZM16 146H19V144H17ZM23 146H27V144L26 145H23ZM22 146V147H23ZM161 145H159V147H160ZM168 146V145H167ZM217 147H218V145H216ZM252 146V150H253V145H251ZM256 146V145H255ZM28 147H29V144H28ZM111 147H112V145H111ZM111 147H110V149H111ZM166 147V146H165ZM0 148H2V147H0ZM11 148V147H10ZM145 148V147H144ZM162 148H163V146H162ZM247 148V149H248ZM12 149H14V148H12ZM107 149V148H106ZM104 150V151H107V150ZM164 149V148H163ZM256 149H257V146H256ZM11 150V149H10ZM26 150V149H25ZM24 150V151H25ZM29 150V149H28ZM114 150L112 151L111 150V153H113L114 152ZM143 150V149H142ZM141 150V151H142ZM254 150H255V148H254ZM253 150V151H254ZM258 150V149H257ZM5 151V150H4ZM6 151H7V149H6ZM27 151V150H26ZM216 151H219L220 153H224V149L222 148V147H218L217 149H216ZM256 151V150H255ZM165 152H166V149H165ZM168 152V151H167ZM242 152H243V150H242ZM242 152H239V153H242ZM18 153V152H17ZM29 153V152H28ZM27 153V154H28ZM111 153H110V156H112L111 155ZM144 153V152H143ZM142 153V154H143ZM6 154V153H5ZM9 154H11V152L9 153ZM152 154V153H151ZM166 154V153H165ZM262 154V153H261ZM7 155V154H6ZM12 155V154H11ZM16 155V154H15ZM24 155H26V153L24 152ZM114 155V154H113ZM149 155H150V153H149ZM243 156L244 155H246V154H242ZM247 155H249V153L247 154ZM115 156H116V154H115ZM119 156V155H118ZM142 156V155H141ZM238 156H239V154H238ZM251 155H249V157H250ZM11 157V156H10ZM212 156H208V157H206V159H205V161H206V164H210V160L212 159L211 158ZM246 157V156H245ZM9 158V157H8ZM25 158V157H24ZM166 158H167V156H166ZM184 158H186V159H188L187 160V162H184L183 160H184ZM247 159H248V157H246ZM28 159H29V157H28ZM32 159V161H30L31 163H33V164H30V165H32V166H34L35 167V165H36V163H34V162H36L35 160H33L34 158H31ZM118 159V160H117ZM170 159V158H169ZM238 159V158H237ZM245 159V158H244ZM23 160V161H22ZM63 161H65V163H67L68 165H70V167L73 165L74 167L76 166V164L77 163H80V165H79V167H80V171L82 172V183H80V184H77L76 182H75V180H74V178H73V170H71V168L68 170V172L66 171V169H65V167H64V169H65V171L67 172V176H68V178L66 177L65 178V180L67 179L68 180V183H69V188L68 187H65V188H60V187H58L57 185H56V180L58 179L57 178V174H56V168H58V166H59V164H61ZM176 161H179L180 163H181V167L180 168H174L172 171H171V169L174 167V163L176 162ZM249 161V160H248ZM28 162V161H27ZM59 162H61V163H59ZM97 162H99V161H97ZM166 162L168 163V165H169V168H171L170 169V171L171 172H173L171 175H169L168 176V179H166V180H168L169 182H167L165 179V182H167V183H165V184H163L162 182H161V177H162V172H164L165 171V169L163 168V167H165L166 166ZM244 162V161H243ZM23 163V164H22ZM57 163H59L58 164V166L56 165ZM64 163V162H63ZM237 163V162H236ZM235 163V164H236ZM66 164V165H67ZM75 164V165H74ZM99 164V163H98ZM56 165V166H55ZM65 165V166H66ZM67 165V166H68ZM97 165V164H96ZM95 165V166H96ZM101 165V164H100ZM39 165H37V167H38ZM61 166V165H60ZM29 167V166H28ZM36 167V168H37ZM62 167V166H61ZM60 167V168H61ZM98 167V166H97ZM100 167H102V165L100 166ZM207 167V166H206ZM242 167V166H241ZM25 168H27V167H25ZM59 168V169H60ZM166 168V167H165ZM24 169V168H23ZM90 169V168H89ZM101 169V168H100ZM244 169V168H243ZM45 170V169H44ZM58 170V169H57ZM61 170V169H60ZM99 170V169H98ZM162 170H164V171H162ZM169 170V169H168ZM32 171V172H31ZM42 171H43V175H42ZM61 171H63V169L61 170ZM78 171V170H77ZM76 171V172H77ZM79 171V172H80ZM10 172H13V174H11V175H14L13 177H14V179H13V183H14V186L12 187V188H16V190H17V200L16 201H14L13 200V196H12V198H10L11 196L9 195V192H10V190H11V183H10V180H9V176H7V175H9L10 174ZM40 172V171H39ZM58 172V171H57ZM165 172H167V171H165ZM164 172V173H165ZM170 172V173H171ZM9 173V174H8ZM61 173H63V172H61ZM65 173V172H64ZM102 173V172H101ZM107 173V172H106ZM168 173V172H167ZM167 173H165L166 175H167ZM213 173V172H212ZM58 174H59V172H58ZM104 174V173H103ZM205 174V175H204ZM216 174H218V173H216ZM244 174V173H243ZM30 175H32L31 177H32V179H37L36 181H38V185H34V184H36V181H35V183H33V185L31 184V183H29L28 184V177L30 176ZM65 175V174H64ZM65 175V176H66ZM104 175H106V174H104ZM106 175V176H107ZM164 175V174H163ZM165 175V176H166ZM211 175V174H210ZM64 176V177H65ZM75 176V175H74ZM77 176V175H76ZM165 176H163L164 178H167V177H165ZM214 176V175H213ZM247 175H245L244 177H246ZM11 177V176H10ZM51 177H53V178H51ZM58 177H59V175H58ZM60 177H61V175H60ZM63 177V178H64ZM102 177V176H101ZM248 177V176H247ZM51 178V180L53 179V187L51 188V185L49 186V184H48V182H49V179ZM57 178V179H56ZM63 178H62V180L61 181H65V180H63ZM78 178H80V176L78 177ZM105 179H106V177H104ZM124 178V177H123ZM209 178V177H208ZM237 178V177H236ZM235 178V179H236ZM241 178V177H240ZM253 178V177H252ZM30 179V178H29ZM32 179H30V180H32ZM71 179H73V180H71ZM81 179V178H80ZM99 179V180H98ZM108 179V178H107ZM128 179V180H129ZM219 179V178H218ZM246 179V178H245ZM245 179H244V181H245ZM29 180V181H30ZM50 180V181H51ZM60 180V179H59ZM104 180V179H103ZM110 180V179H109ZM108 180V181H109ZM122 180V179H121ZM247 180V179H246ZM58 181V180H57ZM78 181V180H77ZM81 181V180H80ZM108 181H106V183L108 182ZM120 181V180H119ZM123 181V180H122ZM125 181V180H124ZM127 181V180H126ZM186 181V182H185ZM34 182V181H33ZM67 182V181H66ZM65 182V183H66ZM234 182H235V180H234ZM248 182H250V181H248ZM247 182V183H248ZM251 182L252 183H254L253 182V180H251ZM51 183H52V181H51ZM244 184H245V182H243ZM243 183H241V184H243ZM246 183V184H247ZM251 183V184H252ZM58 184H59V182H58ZM61 184V183H60ZM63 184V183H62ZM61 184V186H63ZM104 184H105V182H104ZM122 184V185H121ZM229 184V183H228ZM240 185V182H239V178H238V183H237V185ZM245 184V185H246ZM250 184V185H251ZM224 185V184H223ZM223 185H222V187H223ZM226 185V184H225ZM224 185V186H225ZM238 185V186H239ZM244 185V186H245ZM250 185H248V186H250ZM67 186V185H66ZM104 186V185H103ZM228 186V185H227ZM237 186V187H238ZM253 186V185H252ZM240 187V186H239ZM245 187H247V185L245 186ZM224 188V187H223ZM242 188V187H241ZM250 188H251V186H250ZM123 189V190H124ZM124 190V191H125ZM147 190V191H148ZM13 191H15V190H13ZM137 191V190H136ZM12 192V191H11ZM19 192V193H18ZM135 192V191H134ZM149 192H151V191H149ZM205 192V191H204ZM14 193V192H13ZM90 194L89 196H91L92 195V198L89 200V201H86L87 199L84 197L86 194ZM112 195V196H108V195H110V194ZM122 194H124V192H121ZM128 193V192H127ZM141 193V192H140ZM154 193H155V191H154ZM206 193V192H205ZM204 193V194H205ZM208 193V192H207ZM216 193H220V194H218V197H219V201L218 202H216V203H219V204H216V208L218 209V210H223V209H226L227 207H229L231 204H233L234 206H236V204L238 205V202H239V200H240V198H238L239 196L237 195V194H235V193H233L232 191H225V190H221V191H218V192H216ZM11 194V193H10ZM133 194V193H132ZM142 194V193H141ZM140 194V195H141ZM145 194H147L146 192H145ZM149 194V193H148ZM148 194H147V196H148ZM157 194V193H156ZM213 194L214 193H209L208 195H211V196H213ZM263 194V193H262ZM13 195H15V194H13ZM127 195H130V194H127ZM127 195H126V197H127ZM137 195V196H138ZM143 195V194H142ZM155 194H153L152 196H154ZM159 195V194H158ZM184 195H185V193H184ZM207 195V194H206ZM264 195V194H263ZM75 196H82V197H84L86 200H85V202L84 203H81V202H77V198H75ZM121 196V197H120ZM132 196V195H131ZM146 196V197H147ZM188 196V195H187ZM238 196V197H237ZM15 197V196H14ZM87 197V196H86ZM134 197H135V195H134ZM139 198H140V196H138ZM145 197V196H144ZM143 197V198H144ZM176 197V196H175ZM142 198V197H141ZM148 199H149V197H147ZM144 199V203L146 204V205H148L150 202V200H148V199ZM173 198V197H172ZM203 198V197H202ZM209 198H210V196H209ZM216 198H217V195H216ZM242 198V197H241ZM83 199V198H82ZM107 199L109 200V203H108V205L106 206V207H109L108 208V211H109V214L107 215V216H104L101 212H102V209L104 208V205L106 204V201H107ZM141 200V199H140ZM213 200V199H212ZM218 200V199H217ZM190 201V200H189ZM202 201V200H201ZM207 199H206V202H205V199L203 200V202H201V203H203V204H205L204 206H199V207H205L206 205H208V204H206L207 203ZM241 201L243 202V200L241 199ZM180 202V201H179ZM173 203V202H172ZM177 204H178V202H176ZM201 203H199L200 205H201ZM209 204H210V202H208ZM239 203H241V202H239ZM128 204V203H127ZM135 204H136V202H135ZM144 204V205H145ZM183 204V203H182ZM186 203H184L183 205H185ZM190 204V203H189ZM192 204V203H191ZM193 205V204H192ZM134 206V205H133ZM192 207H194V206H192ZM140 208V205H138V206H136V208L135 209H139ZM188 208V207H187ZM196 208L197 207H195L194 208V210L193 209H191V210H193L194 212L193 213H195V210H196ZM210 208H212V207H210ZM209 208V209H210ZM215 208V207H214ZM129 209V208H128ZM186 209V208H185ZM203 209V208H202ZM201 209V210H202ZM146 210V209H145ZM182 210V209H181ZM199 210V208L197 209V212H199L198 211ZM212 210V209H211ZM184 211V210H183ZM210 210H208V212H209ZM124 212V211H123ZM182 212V211H181ZM180 212V213H181ZM192 212V211H191ZM131 213V212H130ZM141 213V212H140ZM179 213V212H178ZM207 213V212H206ZM120 214V213H119ZM125 214V213H124ZM129 214V213H128ZM165 214V213H164ZM164 214H163V216H164ZM167 214H168V212H167ZM170 214V213H169ZM168 214V215H169ZM173 214V213H172ZM177 214V212H175V215ZM183 214H184V212H183ZM185 214H188L187 213V211H185ZM183 215V216H186V215ZM190 214V216L192 217V213H189ZM197 214V213H196ZM127 215V214H126ZM130 215V214H129ZM139 215V214H138ZM175 215H173V217L175 216ZM207 215H209V221L206 223V226H207V224L212 220V215H213V210L212 211H210L209 213H207ZM147 215H144V217H146ZM171 216V215H170ZM169 216V217H170ZM183 216H181V219L182 218H184ZM190 216H186V220H188L189 218H190ZM134 217H135V215H134ZM143 217V216H142ZM160 217V218H159ZM165 217H166V215H165ZM178 217V216H177ZM176 217V218H177ZM188 217V218H187ZM122 218V217H121ZM159 218V219H158ZM135 219V220H134ZM133 220H132V222L134 221V223H137V221H138V217L136 216V218H134ZM137 219V220H136ZM141 219V220H142ZM166 219V218H165ZM181 219H177V221H176V223H180V224H183V223H181V221H183V220H181ZM191 219V218H190ZM167 220H168V222H169V224H167V223H164V224H166L165 226H167V225H171L170 223V218H168V219H166L165 220V222H167ZM181 220V221H180ZM164 221V220H163ZM162 221V222H163ZM109 222H111L112 224H113V228H115V232H111V230H109V234L107 233V223H109ZM184 222V221H183ZM189 222V221H188ZM26 223H28V226L27 227H24V225H27ZM185 223V222H184ZM204 223V222H203ZM202 222L200 223V224H203ZM205 223H204V225H205ZM111 224V225H112ZM186 224V223H185ZM46 225V226H47ZM204 225H203V227H204ZM45 226V227H46ZM108 226H110V225H108ZM134 226V227H133ZM136 226V227H137ZM185 226V225H184ZM183 226V227H184ZM187 226V225H186ZM199 226V225H198ZM111 227V226H110ZM168 227V226H167ZM170 227V226H169ZM173 227V226H172ZM175 227V226H174ZM173 227V228H174ZM181 227H182V225H181ZM196 228H197V226H195ZM200 227V226H199ZM202 227V226H201ZM200 227V228H201ZM203 227L198 231V233L196 234V232L194 233V235H192V234H188L186 231V233H180V234H178V235H173V237H171L170 238V242L169 243H163L164 241H161L162 243H161V245H162V247L160 248V252H162L163 253V255H164V257H165V259H166V256L165 255H167V256H174V252H176L177 254H179L180 256H181V252H183V251H185V249L187 248V245L189 246L190 244H193L194 246L195 245H198L199 247H197V248H200V246H202L200 243H202V236L204 235L205 236V234H204V229H203ZM24 228H27V229H29L28 231H24L23 229ZM56 228V227H55ZM139 227H137V229H138ZM148 228V229H147ZM49 229H51V227L49 228ZM106 229V230H105ZM111 229V228H110ZM168 229V228H167ZM16 230V232H14L13 234V236H11V232L12 231H15ZM135 230H136V228H135ZM142 230H143V233H142ZM176 230H178L177 228H176ZM127 231H128V234H127ZM139 231V230H138ZM152 231V230H151ZM150 231V232H151ZM170 231V230H169ZM175 231V230H174ZM174 231L172 232V233H174ZM179 231V230H178ZM183 231V230H182ZM167 232H168V230H167ZM166 232V233H167ZM180 232V231H179ZM42 233V232H41ZM126 233V234H125ZM139 233V232H138ZM149 233V232H148ZM166 233H164V234H166ZM168 233H170V232H168ZM171 233V234H172ZM193 233V232H192ZM43 234V233H42ZM45 234V233H44ZM47 234V233H46ZM149 234H151V233H149ZM154 234H155V232H154ZM160 234V233H159ZM163 234V233H162ZM163 234V235H164ZM196 234V235H195ZM136 235V234H135ZM162 235V236H163ZM192 235V236H191ZM45 236V235H44ZM151 237V236H150ZM150 237H148V239L150 238ZM153 237H154V235H153ZM155 237H156V235H155ZM160 237V236H159ZM167 237V236H166ZM45 238V237H44ZM152 238V237H151ZM150 238V239H151ZM163 238H165V237H163ZM168 238V237H167ZM149 239V240H150ZM157 239V238H156ZM159 239V238H158ZM205 239V238H204ZM18 241V243H19V241H20V243L21 244H19V245H16V247H15V245H14V243L15 242H13V241ZM163 240V239H162ZM188 240V241H187ZM151 242H153V239H151L150 240ZM149 241V242H150ZM154 241H156V240H154ZM187 241V242H186ZM27 242H29L28 243V245L27 244H25V243H27ZM37 242V241H36ZM149 242H147V245H148V243ZM150 242V243H151ZM203 242H206L205 240L203 241ZM35 243V242H34ZM154 243V242H153ZM152 243V244H153ZM207 244L206 245H209V242H206ZM243 243V242H242ZM71 244H73L74 245V247H75V250L73 251H71L70 250V248H69V246H71ZM200 244V245H199ZM204 244V246H206L205 245V243H203ZM14 245V246H13ZM32 245V244H31ZM30 245V246H31ZM35 245V244H34ZM36 245H38V244H36ZM36 245H35V247H36ZM73 245H72V248H73ZM151 245V244H150ZM86 247V246H89V248L87 249V251H84L83 249V247ZM118 246H121V247H119L118 248ZM44 247V246H43ZM113 247V248H112ZM148 247V246H147ZM150 247V246H149ZM196 247V246H195ZM33 248V247H32ZM31 248V249H32ZM54 248H52V249H54ZM154 248V247H153ZM159 248V247H158ZM196 248V249H197ZM201 248H203V247H201ZM200 248V249H201ZM43 249V248H42ZM50 249V248H49ZM195 249V248H194ZM199 249V250H200ZM46 250H47V248H46ZM124 250V249H123ZM139 250V249H138ZM145 249L143 248V251H144ZM146 250H147V248H146ZM146 250H145V252H146ZM156 250V249H155ZM31 251V250H30ZM33 251H34V249H33ZM44 251V250H43ZM107 251V250H106ZM136 251V250H135ZM141 250H139V252H140ZM143 251H141V252H143ZM186 251H187V249H186ZM53 252H55V250L53 251ZM52 252V250H51V254L53 253ZM110 252V251H109ZM133 252V251H132ZM139 252H138V254H139ZM151 252V251H150ZM32 253V252H31ZM38 253H39V251H38ZM127 254L129 253V252H126ZM155 253V252H154ZM49 254V253H48ZM113 254V253H112ZM130 254V253H129ZM128 254V255H129ZM137 254V255H138ZM141 255L143 254V253H140ZM146 254V253H145ZM148 254V253H147ZM150 254V253H149ZM158 254H160L159 252H158ZM157 253H156V255H153V256H159L160 257V255H158ZM40 255V254H39ZM43 255V254H42ZM107 255H110V253H108ZM128 255H126L127 256V258H128ZM132 255V254H131ZM162 255V254H161ZM32 256V254L30 255V257ZM130 256V255H129ZM135 255H133V257H134ZM145 256V255H144ZM143 256V257H144ZM152 256V255H151ZM184 256V255H183ZM21 257V256H20ZM23 257V256H22ZM24 257H25V255H24ZM21 258L22 260L23 259H25V258ZM28 257V256H27ZM29 257V258H30ZM35 257V256H34ZM44 257H47V256H44ZM138 257H140L139 255H138ZM142 257V258H143ZM150 257V256H149ZM162 257V256H161ZM160 257V258H161ZM28 258V259H29ZM38 258H40V257H38ZM48 258V257H47ZM114 258V257H113ZM132 258V257H131ZM141 258V257H140ZM145 258V257H144ZM148 258V257H147ZM158 257H152V259L153 260H155V259H157ZM160 258H158L159 259V261L161 260ZM168 258V257H167ZM32 259H33V257H32ZM51 259V258H50ZM49 259V260H50ZM109 259V258H108ZM151 259V258H150ZM158 259H157V261H158ZM163 259V258H162ZM165 259H163L164 261H165ZM13 260L15 261V262H13ZM21 260V261H22ZM33 260H36L35 258L33 259ZM32 260V261H33ZM39 260V259H38ZM37 260V261H38ZM48 260V259H47ZM47 260H45V261H47ZM126 260V259H125ZM130 260V259H129ZM141 260V259H140ZM145 260V259H144ZM144 260H143V262H144ZM147 260V259H146ZM178 260H180V258H178ZM182 260H184V258L182 259ZM181 260V262L180 261H178V262H180V263H182L183 261ZM1 261V260H0ZM27 260H24V262H26ZM44 261V262H45ZM110 261V260H109ZM127 261V260H126ZM126 261H123L124 263L126 262ZM133 261L134 260H132V263H133ZM168 261V260H167ZM34 262V261H33ZM41 262V261H40ZM111 262H112V260H111ZM122 262V263H123ZM131 261H128V262H126V263H129V264H131L130 263ZM150 262L151 263H153L151 260H150ZM21 263V262H20ZM23 263V262H22ZM27 263V262H26ZM36 263V262H35ZM103 263V262H102ZM108 263H110V262H108ZM113 263V262H112ZM145 263V262H144ZM150 263V264H151ZM158 263V262H157ZM156 263V264H157ZM161 263H162V260H161ZM28 264V263H27ZM47 264V263H46ZM137 264V263H136ZM148 264V263H147ZM155 264V263H154ZM159 264V263H158ZM163 264V263H162ZM177 264H179V263H177Z\"/></svg>",
  "mask_w": 264,
  "mask_h": 264
}]
</instances>
